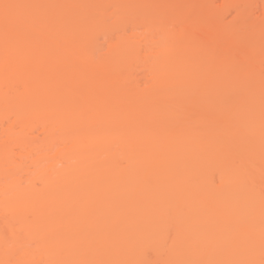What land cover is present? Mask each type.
Masks as SVG:
<instances>
[{"label":"rangeland","instance_id":"374dc122","mask_svg":"<svg viewBox=\"0 0 264 264\" xmlns=\"http://www.w3.org/2000/svg\"><path fill=\"white\" fill-rule=\"evenodd\" d=\"M70 0H0V57H2L3 59H4V57H9L8 59L7 58H5V64H4V66L6 67V61H8L9 60V62L8 63H10V60L12 59V58H14V59H19V60H17L16 59V61H17V63H14V65H12L13 63H10V66L9 65H7V67L5 68V67H3V65L2 64H0V66H2V68H4V70L5 71H8L9 69L11 70L12 68V70L13 71H10L9 73L8 72H5L2 68H0V69H2L1 71H0V77L3 75V76H5V78H3L2 79V77H1V79L3 80V82H1V79H0V114H2V116L0 115V151L1 150H3V151H5L6 149L8 150V154L7 155H5V154H2L1 152H0V155H2V156H4L5 158H6V161H8L7 163H3L2 165H0V174H1V179L2 178H13V179H19V180H16V182L18 183V185L20 184L21 185V187H24L25 185H26V176L27 175H30L31 173H32V171H33V167H34V165L32 166V164L33 163H31L30 161V159L33 157V154H34V150L33 149H36V148H34L35 146H38V145H41V143H43V141L45 140V135L44 134H41V133H43V132H41V127L39 126V121L37 122V121H34L33 119H32V121H30L31 123H33L32 125V127H33V129H31V127H30V129L31 130H29V129H26L28 132H26V131H23V129H22V131L24 132V133H22L21 132V129H19V128H21L20 127V121H21V119L22 118H24L25 117V115L28 113V109H33V111L35 110H41L40 108H48V107H52V109H53V107L55 106V107H59L60 109V111H62L61 110V108L63 107V108H65V106H67V108H69V105H70V107H71V103H72V108H73V104H78L77 106L76 105H74V108L72 109V108H70V110H68V112H66V113H68L67 114V116L70 118L71 117V119H72V117H73V115L75 116V118L77 119L79 116V118H81V116H82V118L84 119L85 117H83V115H82V112L84 111V106H85V108L87 107V108H89V107H92L91 105L93 104V101H95V99H94V96H95V98L96 97H98V95H99V93L101 94V95H103V97L102 96H100V98L102 97L103 99H105V102L107 103V105H108V108H111V106H112V104H111V100H112V103L114 102V101H119V99H118V97L119 98H121L120 99V102L122 101V100H124V102L122 101L121 103H129V101H130V103L129 104H131V102L133 103V104H131L132 105V107L134 106V108H136L138 105L137 104H140V102H141V104L143 103V105L142 106H144V105H146L147 106V108H151V109H149L148 111H152V110H154V112H155V110H156V108H158L159 109V111L157 110L155 113H156V115H157V112H159L160 113V115L162 114V116L160 117V115H159V117L157 118V120H155V121H150V122H148L147 121V118H146V122H143L142 120L141 121H139L137 124L139 125V127L138 126H136L137 124H135V126L136 127H133V124H132V128L131 127H125V130L126 131H135L133 128H136V131H138L140 128H142V127H144V124L143 123H146L145 124V126L146 125H150L152 128H155L156 126L154 125V123H157L158 125L160 124V126H161V129L163 128L162 127V123H161V121H163L164 123V125L163 126H165L166 125V123L168 124V122H166V121H168L169 119H172V116H173V118L174 119H172V120H170L171 121V123H169L167 126H173V128H179V129H182V127L183 128H189L190 126L192 127V129H193V126L192 125H194V128H196L195 130L193 129V132H196L198 129H200V127H204L205 129H203L202 128V130H199L198 132H210L211 134L213 133L212 132V130L214 131V133H216V131L218 132V133H220L221 134V136L223 137V138H220V137H218L217 135L215 136V140L216 141H218L219 143H220V145L219 146H222L223 145V143H224V145H223V147H225L226 148V152L228 151L229 153L228 154H231V156L233 155V153L235 154V155H233V156H235V157H237V158H235L236 159V161L238 160V161H241L240 163L237 161V163H236V161L234 160V162L233 163H231L233 166H234V170H237L238 171V173H242V171H245L246 173H244V174H248L247 176H246V179H247V177H248V180H246L245 182H246V185H243V190H245L244 191V193H245V195H247L248 196V198L250 197V196H252V197H254L256 200L255 201H257V203L258 202H261L262 203V205H264V177H262V176H264V175H262L263 173H262V171L264 170V152H263V149H264V141L262 142V140H263V138H264V134H262V136H263V138H262V136H261V133H259V137L261 138V139H259V137L257 138L259 141H256V138H255V135L254 134H252V132H251V134L249 135L248 133H246V134H244V136L243 135H239L238 134V138H237V135L235 134V136H231L230 138H232V140L229 138V133L227 134V135H229L228 136V138L225 136L226 135V133L227 132H230L229 130H232L233 128H234V126L236 125L237 126V124H239L240 126H239V128L238 129H240V127L242 126L241 125V122H240V119H238V118H236V116L238 115L237 113H245V115L247 116H250V118L249 117H244L243 119H245L246 120V122H247V124L249 123V119H251V116L252 115H257L258 114V116H260L259 118H261V120L260 121H262V122H260V123H262L261 125H264L263 123H264V121H263V115H264V0H133V1H128L127 0V2H126V0L124 1V0H71L70 2H69ZM88 1V4L86 3ZM148 1V2H147ZM25 2H29L32 6H33V8L31 7V5H29L28 3H26L25 4ZM62 2H64V3H62ZM66 2H68V3H66ZM80 2V3H79ZM84 2V3H83ZM127 4H126V3ZM45 3H46V5H45ZM65 3H66V5H65ZM72 5H71V4ZM79 3V4H78ZM145 3H146V6H145ZM150 3H152V6H151V4ZM20 4H22V5H20ZM60 4H62V5H60ZM75 4H77L76 6H75ZM82 4V5H81ZM83 4L86 6H84L83 7ZM90 4V5H89ZM125 4V5H124ZM134 4H136V5H134ZM138 4V5H137ZM145 6V7H143V5ZM150 4V5H149ZM153 4L156 6V7H154L153 6ZM29 7H28V6ZM47 5H48V8H46L47 7ZM59 5H60V7H59ZM88 5V6H87ZM134 5V6H133ZM157 5H158V8H159V10H158V8H157ZM19 6V7H18ZM25 6V7H24ZM53 6H55V7H53ZM127 6L128 8V10L125 8V7ZM133 6V7H132ZM136 6V7H135ZM140 8H139V7ZM142 6V7H141ZM147 6H148V8H147ZM26 7H28V8H26ZM88 7V8H87ZM89 7H90V9H89ZM122 7L123 8H125L124 10L122 9ZM134 9V8H138L139 10H138V12H136V11H134V10H132V8ZM151 7H152V9H151ZM163 7V8H162ZM23 8V9H22ZM26 8V9H25ZM35 8V9H34ZM44 8V9H43ZM96 10H95V9ZM131 8V9H130ZM146 8V9H145ZM150 8V9H149ZM157 8V9H156ZM22 9V11L25 9L26 11H24L25 12V15L24 14H22V12L20 11ZM29 9L31 10V13H30V11H29ZM49 9V10H48ZM98 9V10H97ZM103 9V10H102ZM156 9V10H155ZM19 10V11H18ZM37 11L38 12V10H39V14H37L36 12L35 13H32V11ZM48 10V11H47ZM67 10H68V12H67ZM73 10V11H72ZM120 10V11H119ZM121 10H122V12H121ZM127 10V11H126ZM129 10H131L130 12L132 13L131 15L129 14L130 12H129ZM147 10H149V12L147 11ZM14 11V12H13ZM15 11L16 12H18L17 14H15ZM33 11V12H34ZM41 11H43V12H41ZM61 11H62V14H61ZM126 11V12H125ZM132 11H134V12H132ZM140 11V12H139ZM141 11H144V13L142 14V12ZM146 11V12H145ZM155 12V13H157V14H155V13H153V12ZM161 11H162V13H161ZM21 12V13H20ZM23 12V13H24ZM50 12V13H49ZM56 12H58L59 14L57 15L56 14ZM65 12H67V13H65ZM89 12V13H88ZM96 12V13H95ZM118 12V13H117ZM10 13V14H9ZM29 13V14H28ZM42 13H44L43 15H44V18L42 17ZM98 13V14H97ZM103 13V14H102ZM105 13V14H104ZM120 13V14H119ZM135 13V14H134ZM146 13H147V15L149 16H147L146 17V19H145V17L144 16H146ZM21 14V15H20ZM51 14V15H50ZM53 14V15H52ZM56 14V15H55ZM60 14H61V16H60ZM63 14H67V15H64L63 16ZM76 14V15H75ZM84 14V15H83ZM89 14H91V15H89ZM103 16H102V15ZM140 14V15H139ZM153 14V15H152ZM13 15H14V17H15V19H18V18H20V19H18V21H12V19H14V17H13ZM18 15L20 16V17H18ZM27 15V16H26ZM34 15H36V16H41V18L40 17H38V18H36ZM71 15V16H70ZM75 15V16H74ZM81 15V16H80ZM139 15V16H138ZM142 15V16H141ZM157 15H159V16H157ZM160 15L162 16V17H160ZM16 16H17V18H16ZM21 16H22V18H21ZM31 16V17H30ZM46 16H48V18L46 17ZM52 16H54L55 17V19H56V21H54L55 19H53L54 17H52ZM60 16V17H59ZM73 16V18H70V17H72ZM78 16H80V17H78ZM90 16H93L92 18L90 17ZM100 16V17H99ZM120 16V17H119ZM126 16V17H125ZM133 16V17H132ZM137 16V17H136ZM152 16V17H151ZM156 16V17H155ZM11 17H12V19H11ZM33 17H35V18H33ZM56 17H58V18H56ZM67 17H68V20H67ZM87 17H88V19H87ZM103 17V18H102ZM124 17V18H123ZM155 17V18H154ZM160 17V18H159ZM26 18V19H25ZM31 18V19H30ZM90 18H91V21H90ZM98 18H100L99 19V21H102L101 23L100 22H98ZM118 18H120V20L118 19ZM130 18H132V19H130ZM137 18H139V19H137V21H136V19ZM150 18H151V20H150ZM153 18H154V20H153ZM157 18V19H156ZM162 18V19H161ZM29 19V20H28ZM37 19H39V21L37 20ZM43 19H44V21H43ZM61 19H63L64 20V24H66V25H68V29L66 28V25H64L63 23H62V21H61ZM72 19V20H71ZM77 19L79 20V21H77ZM128 19V20H127ZM141 19H142V21H141ZM26 20V24H25V21ZM30 20H32L33 22H34V24H36V23H39L38 25H37V27H34L33 26V22H30ZM37 20V21H36ZM81 20V21H80ZM89 20V21H88ZM95 22H94V21ZM123 20V21H122ZM148 20V21H147ZM150 20V21H149ZM165 20V21H164ZM168 22H167V21ZM40 21H41V23H40ZM43 21V22H42ZM46 21V22H45ZM69 22V24H67L68 22ZM73 21V22H72ZM76 21H77V25H76ZM83 21L86 23L87 21V23L86 24H83V26H82V23H83ZM92 21L94 22V23H92ZM113 21V22H112ZM127 21H129V22H127ZM19 22V23H18ZM22 22V23H21ZM45 22V23H44ZM52 22V23H51ZM61 22V23H60ZM75 22V23H74ZM80 22H82L81 23V25H80ZM111 22L112 23H117L116 25L118 26H116V25H113L112 24V26H114V27H112L111 26ZM119 22V23H118ZM123 22V24H121V23ZM141 22V23H140ZM150 22V23H149ZM154 22V23H153ZM30 23V24H29ZM52 24V25H50V24ZM54 23V24H53ZM90 23H91V25H90ZM96 23V24H95ZM98 23V24H97ZM105 23V24H104ZM114 23V24H115ZM125 23V24H124ZM128 23V24H127ZM149 23V24H148ZM163 23V24H162ZM72 24V26H70ZM74 24V25H73ZM100 24H101V26H100ZM110 24V25H109ZM119 24H121L120 25V27H119ZM142 24V25H141ZM156 24H158V25H156ZM161 24V25H160ZM165 24H166V26H165ZM28 25V26H27ZM48 25V26H47ZM94 25V26H93ZM153 26V29H155V30H153V32H152V34H151V39L150 40H148V42H147V40L144 38L146 35L145 34H143V36H141L142 35V33H144V29H147V27H145V26H150V27H152ZM25 26V27H24ZM33 26V28H31ZM59 26V27H58ZM72 27V29H73V26H74V29H73V31H75V29H77L76 30V34H74V32L73 31H71L72 29H70V27ZM79 26V27H78ZM84 26H86V27H84ZM90 26V27H89ZM93 26V27H92ZM103 26V27H102ZM105 26H107V27H112L113 29H111L110 28V32H109V28L108 29H106V27ZM139 26H141L140 28H138ZM154 26L157 28H154ZM164 27V29L166 28H168V30H169V33H171L172 32V34H174L173 36H175V35H179V36H177V38L178 39H180V40H178L177 38H174L172 41L175 43H173L172 44V42L170 41L169 43H170V45H169V43H168V41L170 40H168V41H166L168 44H166V42H165V44L167 45L166 47L168 48V46H169V49H173L172 51H170L171 53H169V55L170 56H172L173 58H171L170 57V59H169V61H171L172 60V65L170 66V63H169V61L167 62L168 64V67L170 66V68H172L174 71H176L175 73H177V71H178V74H177V80H176V78H171L170 80H168V82H167V85L165 84V82H164V85H163V81L162 80H160V81H162V82H160V81H158L159 79H160V77L162 76L161 74H159V75H161V76H158V72L157 71H155V78H153V74H152V68L150 67V66H152V65H150V64H152V60L154 59L155 60V58H151V60L149 61V57H151L152 55H156V53H155V51L158 49V47H157V45H155V43H153L156 39H155V33L158 31V28L159 27ZM41 27V28H40ZM50 27V28H49ZM54 27H55V29H54ZM77 27V28H76ZM87 27H89V28H87ZM95 27H102L103 29H106V30H103L102 28L101 29H99L98 30V28H96L95 29ZM105 27V28H104ZM116 27V28H115ZM125 29H124V28ZM143 27H145V28H143ZM175 27V28H174ZM24 28H26V29H24ZM63 28V29H62ZM87 30H86V29ZM121 28V29H120ZM130 28V29H129ZM132 28H134V29H132ZM136 28V29H135ZM177 28V29H176ZM30 29H32L31 31H32V33H30V32H28V30ZM82 29H84L86 32H84ZM93 29V30H92ZM95 29V30H94ZM131 29H132V31H131ZM140 29V30H139ZM143 29V30H142ZM175 29L176 30H180V32L181 33H179V31H178V33L176 34V32L177 31H175ZM27 30V31H26ZM59 30V31H58ZM92 30V31H91ZM98 30V31H97ZM135 30V31H134ZM157 30V31H156ZM35 31V32H34ZM56 31V32H55ZM63 31V32H62ZM67 33L66 34V36H65V32ZM72 33H71V32ZM78 31V32H77ZM84 32V33H81V35H80V32ZM93 31H94V33H93ZM102 31V32H101ZM107 31H108V33H107ZM175 31V32H174ZM28 32V33H27ZM60 33L61 34V36H60V34H58V33ZM90 32V33H89ZM100 32V33H99ZM115 34H114V33ZM117 32H118V34H117ZM124 32H126V34L124 33ZM134 32V34H137V33H139L138 35H135V36H137L136 38H135V36L133 35L132 36V33ZM136 32V33H135ZM51 33V34H50ZM55 33H57V34H55ZM77 33L79 34V36H81V38H79V36L77 35ZM93 33V34H92ZM104 33H105V35H104ZM32 34V35H31ZM40 34V35H39ZM49 34V35H48ZM83 34H85V35H83ZM88 34H91L92 35V37H91V35H87ZM97 34H100V35H97ZM117 34V36L118 37H120V38H122L121 36L122 35H124L123 36V39H126L127 41H129V47L128 48H124L125 50H120V49H117V50H115V49H113L114 50V52H111L110 53V51H111V49L112 48H109V51H108V49H107V45H108V42H109V44H110V42H112L111 40L113 39V40H115L116 38V35ZM129 34H130V36H129ZM53 37H52V36ZM68 35H70V36H68ZM75 37H74V36ZM94 35V36H93ZM95 35H97V36H95ZM111 35H112V38H111ZM121 35V36H120ZM139 35H140V37H141V39H140V37H139ZM145 35V36H144ZM182 35V36H181ZM38 36H39V38H41L40 40H39V38H38ZM55 36V37H54ZM57 36V37H56ZM78 36V38L80 39V40H78V38L77 39H75L76 37ZM86 36H87V38H86ZM37 37V38H36ZM73 37V38H72ZM89 37H91V39H92V41H90V38ZM102 37V38H101ZM125 37V38H124ZM139 37V38H138ZM179 37H181V38H179ZM35 40H34V39ZM72 38V39H71ZM84 38V39H83ZM86 38V39H85ZM105 38H106V40H105ZM111 39L110 41H108L107 39ZM127 38H129V39H127ZM154 38V40H153V42L151 41L152 39ZM47 39V40H46ZM56 39V40H55ZM74 39V40H73ZM87 39H88V42H86L87 41ZM95 39V40H94ZM98 39V40H97ZM175 39H177V40H175ZM39 40V41H38ZM52 40H53V42H52ZM59 40V41H58ZM65 40H68L67 42H70L71 44H69V43H65V45L64 46H66V47H64L61 43H63V41ZM73 40V41H72ZM83 40H84V42H86V46H84V42H83ZM93 40H94V42H93ZM97 40V41H96ZM125 40V41H126ZM136 40H138V41H136ZM143 40V41H142ZM32 41V42H31ZM34 41V42H33ZM44 41H47V42H49L48 44L46 43H44ZM60 41H62L61 43H60ZM75 41H77L78 42V46H76V42ZM135 41H136V43H135ZM141 41H142V43H141ZM147 42V44H146V42ZM180 41V42H179ZM35 42H37V43H39V46H40V48H39V46H37L36 44V46H37V48L35 47V45H34V43ZM72 42L75 44V46H76V48H74L75 49V51L71 48L72 47ZM114 42V41H113ZM151 42H152V44H151ZM42 43V44H41ZM53 43H54V45H53ZM56 43V44H55ZM59 43V44H58ZM88 43H89V45H88ZM91 43V44H90ZM132 43H134V44H132ZM176 43H177V45H176ZM18 46H16V45ZM42 46H41V45ZM52 44V45H51ZM99 44V45H98ZM143 44H145V45H143ZM15 47H14V46ZM31 45V46H30ZM44 45H46V47H48V48H44ZM48 45V46H47ZM58 45V46H57ZM98 45V46H97ZM134 45V46H133ZM171 45H172V48H171ZM173 45H175V46H173ZM180 45V46H179ZM61 46V47H60ZM74 46V45H73ZM98 47V49H96L97 47ZM109 46V45H108ZM145 46V47H144ZM147 46H148V49H147ZM151 46V47H150ZM23 47V48H22ZM35 48V51H34V48ZM58 47V49L60 50H58V49H56ZM78 47V48H77ZM144 47V48H143ZM153 47V48H152ZM173 47H175V48H173ZM9 48V49H8ZM14 48H16L15 50L17 51V48H20V50L21 49H23V50H21L20 52L22 53L23 52V55H18V57L19 56H23V57H21V59L20 58H18L17 56H16V58H15V55H17V53H15V51H14ZM41 48H43V49H41ZM65 48H68V49H65ZM72 50H70V49ZM83 49V51H82V49ZM86 48V49H85ZM100 48H101V50H100ZM141 48V49H140ZM151 48H152V50H151ZM156 48V49H155ZM28 49V50H27ZM31 49H33V50H31ZM41 49V50H40ZM88 49V50H87ZM129 49V50H128ZM148 51H147V50ZM155 49V50H154ZM176 49V50H175ZM180 49V50H179ZM7 50H11V52L12 53H10L9 54V51H7ZM14 52H13V51ZM30 50H31V52H30ZM38 50V51H37ZM66 50H67V52H66ZM76 50H78V51H76ZM81 50V51H80ZM100 50V51H99ZM120 50V51H119ZM128 50V51H127ZM136 50H137V52H136ZM149 50H151L150 52H153V53H150L149 52ZM179 50V52H177ZM7 51V52H6ZM19 51V50H18ZM43 53V55L40 53ZM98 51V52H97ZM116 51V52H115ZM118 51V52H117ZM124 51V52H123ZM141 51V52H140ZM33 52V53H32ZM39 52V53H38ZM69 52V53H68ZM89 52H90V55H89ZM100 52V53H99ZM102 52V53H101ZM135 52V53H134ZM142 52H144V54L142 53ZM15 53V54H14ZM19 53V52H18ZM62 53H68V54H66V56H65V54H62ZM73 53V54H72ZM100 54V56H99V54ZM115 53V54H114ZM129 53V54H128ZM155 53V54H154ZM7 54H9V56L7 55ZM14 55V57H10V55ZM20 54V53H19ZM29 54H32V57H31V55H29ZM84 54H87V55H89L88 57H86L87 55H85L84 56ZM98 54V55H97ZM102 54V55H101ZM119 54V55H118ZM139 54V55H138ZM140 54L142 55V58H141V56H140ZM149 54H151V55H149ZM179 54V55H178ZM180 54H181V56H180ZM4 55V56H3ZM26 55V56H25ZM29 55V56H28ZM94 55V56H93ZM97 55V56H96ZM118 57H117V56ZM121 55V56H120ZM130 55H131V57H130ZM144 55L147 57V55H149V57H148V59L146 58H144ZM182 55H184V56H182ZM65 56L66 58H63V57ZM71 56V57H70ZM76 56V57H75ZM83 58H82V57ZM90 56L92 57V58H94L93 60H91L90 59ZM116 56V57H115ZM132 56H134V57H132ZM177 56V57H176ZM29 57V58H28ZM41 57V58H40ZM59 57H61L63 60H60L61 58H59ZM68 57V58H67ZM121 57H122V59H121ZM127 57V58H126ZM130 57V58H129ZM177 59H176V58ZM181 57V58H180ZM31 58V59H30ZM36 58H37V61H36V63H35V60H36ZM40 58V59H39ZM80 58V59H79ZM88 58V60L86 61V62H88V65H86V62L83 60V59H87ZM97 58V59H96ZM100 58V59H99ZM117 58H118V60H117ZM128 60L127 62H126V59ZM129 58V59H128ZM185 58V59H184ZM1 59V58H0ZM7 59V60H6ZM29 59V60H28ZM65 59V60H64ZM66 59H68L67 61H66ZM73 59V60H72ZM105 61H104V60ZM107 59V60H106ZM115 61H114V60ZM120 59V60H119ZM124 59V60H123ZM142 59H144L143 61H145L146 62V65H145V62H142ZM2 60V59H1ZM0 60V61H1ZM13 60V59H12ZM12 60H11V62H12ZM72 60V61H71ZM94 60H97L96 62L94 61ZM141 60V61H140ZM18 61H20V62H18ZM29 62V65L27 66V64H28V62ZM58 61H61L60 63L58 62ZM93 61H94V63H93ZM106 61L108 62L109 61V65L106 63ZM23 62V63H22ZM27 62V63H26ZM32 62V63H31ZM51 62H52V64H51ZM58 62V63H57ZM64 62L66 63H68V64H64ZM84 62V63H83ZM92 62V63H91ZM105 62V63H104ZM121 62V63H120ZM122 62H124V63H122ZM126 62V63H125ZM130 62V63H129ZM140 62V63H139ZM143 64H142V63ZM147 62L149 63V64H147ZM151 62V63H150ZM188 62V63H187ZM2 63V62H1ZM20 63V64H19ZM31 63V64H30ZM63 64V67H62V64ZM103 63V64H102ZM16 64H18V65H16ZM35 64V65H34ZM37 64V65H36ZM74 64V65H73ZM93 64V65H92ZM126 64V65H125ZM142 64V65H141ZM11 65L13 66L12 68H11ZM26 65V66H25ZM53 65V66H52ZM61 65V66H60ZM64 65H66V67H64ZM69 65V66H68ZM75 65H77V66H75ZM106 65H108V66H106ZM143 65H145V66H143ZM147 65H149V68H148V70H146L145 71V69L148 67ZM167 65L165 66V67H167ZM173 65H176V66H173ZM183 65V66H182ZM8 66H9V68H8ZM21 67V69H20V67ZM33 66V67H32ZM40 66V67H39ZM55 66V67H54ZM56 66H57V68H56ZM59 66V67H58ZM96 66V67H95ZM102 66V68H100ZM175 67L176 68V70L173 68V67ZM18 67V69H20V71L19 70H17V69H15V68H17ZM23 67V68H22ZM24 67H27V68H24ZM31 68L32 70H30L29 68ZM38 67V68H37ZM74 67V68H73ZM78 67V68H77ZM142 67H145V69L144 68H142ZM153 67V66H152ZM77 68V69H76ZM150 68H151V70H150ZM23 69V70H22ZM28 69H29V71H28ZM81 69V70H80ZM90 69V70H89ZM96 69V70H95ZM184 69H185V71H184ZM189 69V70H188ZM190 69H192V70H190ZM67 70V71H66ZM102 70V71H101ZM105 70V71H104ZM150 70V71H149ZM171 70V69H170ZM19 71V72H18ZM26 71H27V73H26ZM32 71V72H31ZM101 71V72H100ZM111 71V72H110ZM172 71V70H171ZM170 71V72H171ZM174 71L172 72V73H174ZM16 72V73H15ZM24 72V73H23ZM30 72H31V74H30ZM108 72V73H107ZM7 73V74H6ZM18 73V74H17ZM29 73V74H28ZM56 73V74H55ZM110 73V74H109ZM174 73V74H175ZM48 74V75H47ZM100 74V75H99ZM109 74V75H108ZM151 74V75H150ZM183 74V75H182ZM191 74V75H190ZM195 74V75H194ZM22 75V76H21ZM28 75V76H27ZM159 77H157V76ZM179 75V76H178ZM37 76H38V78H37ZM152 76V77H151ZM182 76V77H181ZM186 76V77H185ZM192 76V77H191ZM35 79H34V78ZM108 77V78H107ZM156 77H157V79H156ZM103 78V79H102ZM152 80V82H150L151 80ZM163 78H164V76H163ZM189 78H190V81H189ZM20 79V80H19ZM30 79V80H29ZM100 80V82H102V80H104L105 82L104 83H107V84H104L105 85V87L103 86V82L102 83H100V84H97L98 82H99V80ZM122 79H124V80H122ZM165 79V78H164ZM174 79H175V81H174ZM182 79V80H181ZM200 79V81H198ZM23 80V81H22ZM97 80V81H96ZM153 80H157L158 82H160L159 84H161V88L158 86V82H154ZM196 80V81H195ZM28 82L29 84L28 85H30L31 86V84L30 83H33L32 84V86L33 87H30V89H31V91L30 92H28L27 93V91H26V94H24V93H22L20 90H21V88H22V84H21V82ZM110 81V82H109ZM172 81H174L175 82V84L172 82ZM177 81V82H176ZM179 81V82H178ZM180 81H181V83H180ZM186 81V82H185ZM188 81V82H187ZM26 82V83H27ZM88 82V83H87ZM197 82V83H196ZM42 83V84H41ZM49 83V84H48ZM153 83L154 84H156L157 83V85H156V87H155V85H153ZM179 83V84H178ZM41 84V85H40ZM51 84V85H50ZM102 84V85H101ZM151 84L153 85L152 87H151ZM196 84V85H195ZM25 85V84H24ZM28 85H26V86H28ZM106 85H107V88H106ZM127 85H129L128 87H127ZM131 85V86H130ZM174 85V86H173ZM177 85V86H176ZM25 86V87H26ZM50 88H49V87ZM100 86H102V88L105 90V89H107L109 92H108V94H107V92H106V90L104 91L103 89H101V87ZM132 86H133V90H132ZM172 86V87H171ZM92 87V88H91ZM95 87H98V88H95ZM131 87V88H130ZM164 87V88H163ZM168 87L170 88V89H168ZM26 88H29V87H26ZM99 88H100V90H101V92H97V91H99ZM126 88V89H125ZM157 88V89H156ZM160 88V89H159ZM173 88V89H172ZM182 88V89H181ZM52 89V90H51ZM96 89V90H95ZM98 89V90H97ZM136 89V90H135ZM156 89V90H155ZM159 89V90H158ZM177 89V90H176ZM138 90V91H137ZM147 90V91H146ZM175 90V91H174ZM17 91H18V94H16L17 93ZM24 91H25V89H24ZM29 91V90H28ZM43 91V92H42ZM46 91V92H45ZM113 91V92H112ZM117 91H118V93H117ZM137 91V92H136ZM16 92V93H15ZM49 92V93H48ZM127 92V93H126ZM143 92V93H142ZM171 93V94H169V93ZM180 92V93H179ZM184 92V93H183ZM13 93H15L16 95H14ZM22 93V94H21ZM96 93V94H95ZM106 93V94H105ZM111 93V94H110ZM114 93V94H113ZM120 93H121V95H120ZM123 93V94H122ZM124 93H126V94H124ZM129 93V94H128ZM135 93V94H134ZM168 93V94H167ZM175 93V94H174ZM179 93V94H178ZM11 94H13V96L11 95ZM117 94V95H116ZM164 94V95H163ZM43 95V96H42ZM109 95V96H108ZM110 95H112L111 97H110ZM114 95V96H113ZM119 95V96H118ZM169 95V96H168ZM175 95V96H174ZM182 95V96H181ZM184 95V96H183ZM21 96V97H20ZM116 96H118L117 97V99H115L116 98ZM131 96V97H130ZM113 97V99H111ZM129 97V98H128ZM143 97V98H142ZM145 97H148L147 99L145 98ZM169 97V98H168ZM12 98V99H11ZM123 98V99H122ZM126 100H125V99ZM150 98V99H149ZM163 98V99H162ZM97 99V98H96ZM128 99H130V100H128ZM133 99V100H132ZM146 99V100H145ZM175 99V100H174ZM177 99H179V100H177ZM182 99V100H181ZM185 99H186V101H185ZM100 101H101V99H99ZM128 100V101H127ZM132 100V101H131ZM135 100V101H134ZM144 100V101H143ZM149 100H150V104H151V106H149L150 104L149 103H146V102H149ZM172 100H173V102H172ZM97 101V100H96ZM100 101L98 102L99 104H100ZM143 101V102H142ZM146 101V102H145ZM161 101V102H160ZM163 101H165V102H163ZM101 102H103L104 103V101L102 100ZM136 102V103H135ZM139 102V103H138ZM159 102V103H158ZM173 103L174 105H172V104H170V103ZM176 102V103H175ZM203 102V103H202ZM207 102V103H206ZM17 103V104H16ZM41 103V104H40ZM68 105H67V104ZM84 103H86V104H84ZM88 103H90V105L88 104ZM92 103V104H91ZM95 103V102H94ZM119 103V102H118ZM135 103V104H134ZM153 103V104H152ZM166 105H165V104ZM38 104H39V106H38ZM80 104V105H79ZM81 104L83 105L82 107H80L81 106ZM114 104V103H113ZM115 104H117V103H115ZM115 104H114V106H115ZM120 104V103H119ZM147 104H149V105H147ZM157 104H158V106H157ZM203 106H202V105ZM9 107H8V106ZM52 105V106H51ZM63 105V106H62ZM65 105V106H64ZM94 106H95V104H93ZM106 104H104V105H102L101 107H100V110H103L102 112L104 113V117H105V119H106V117H107V115H108V112H106V106H105ZM122 105V104H121ZM120 105V106H121ZM125 105V104H124ZM153 105V106H152ZM160 105V106H159ZM177 105V106H176ZM7 106V107H6ZM21 106V107H20ZM48 106V107H47ZM81 108H79V107ZM89 106V107H88ZM103 106H105L106 108H103ZM136 106V107H135ZM146 106H144V108L145 109H143V110H141V113L143 112V114H144V112H147V108H146ZM173 107V109L171 108V107ZM179 106V107H178ZM195 106V107H194ZM206 106V107H205ZM225 106V107H224ZM24 109H23V108ZM75 107H77V108H75ZM99 107V105L96 107V108H98ZM203 107H205V109L203 108ZM209 107V108H208ZM8 109V112L10 111V113H7L6 111V109ZM25 108H27L26 110H25ZM34 108H36V109H34ZM62 108V109H63ZM67 108H66V110H67ZM85 109V112L87 113V110L89 111V109ZM107 108V110L109 111V109ZM138 108H141V105L140 106H138ZM164 108V109H163ZM169 108V109H168ZM179 110H178V109ZM207 108V109H206ZM3 109H5V111L3 110ZM9 109H11V110H9ZM56 109V108H55ZM80 109V110H79ZM99 109V108H98ZM176 109V110H175ZM194 109V110H193ZM198 109V110H197ZM212 111H211V110ZM217 109V110H216ZM222 109H223V111H222ZM235 109V110H234ZM12 110H14V114H11L13 111ZM20 110H22V111H20ZM25 110V111H24ZM28 110V111H27ZM47 110V109H46ZM50 110V109H49ZM64 110V109H63ZM79 110V111H78ZM91 110V109H90ZM170 110V111H169ZM219 110V111H218ZM4 111V112H3ZM32 111V112H33ZM76 111H78V112H76ZM81 111V112H80ZM174 112V114H173V112ZM180 111V112H179ZM243 111V112H242ZM23 112V116H19V114H21ZM25 112V113H24ZM36 112H38V111H36ZM64 112V111H63ZM62 112V113H63ZM165 112V113H164ZM166 112H167V114H166ZM168 112L171 114V117H170V114L168 115ZM193 112V113H192ZM222 112V113H221ZM225 112V113H224ZM226 112H228V113H226ZM17 113H18V115H17ZM35 113V112H34ZM66 113H63V114H66ZM85 113V114H86ZM107 113V114H106ZM181 113H182V115H181ZM224 113V114H223ZM235 115H233V114ZM259 113H260V115H259ZM11 114V115H10ZM15 114H16V116L18 117L19 116V119L15 116ZM79 114H81V115H79ZM101 114V113H100ZM173 114V115H172ZM178 114V115H177ZM185 114V115H184ZM200 114H202L201 116H200ZM212 114H214V115H212ZM228 114V115H227ZM229 114H231L232 116H234L235 117V119H234V117H232L231 115H229ZM237 114V115H236ZM263 114V115H262ZM13 115V116H12ZM29 116H31L32 115V113L31 114H28ZM165 115V116H164ZM199 115V116H198ZM208 115V116H207ZM230 116L229 118L228 117H226V116ZM28 116V117H29ZM85 116V115H84ZM87 116V115H86ZM109 116V115H108ZM144 117H145V115H143ZM164 116V118L166 117V116H169L168 118L166 117L165 118V120L164 119H162V117ZM206 116V117H205ZM215 116V117H214ZM221 116V117H220ZM16 117V118H15ZM32 117V116H31ZM88 117V116H87ZM193 117V118H192ZM198 117L200 118V119H198ZM214 117V118H213ZM238 117V116H237ZM253 117V116H252ZM36 119H37V117H35ZM75 118H73V119H75ZM100 118V117H99ZM102 118H103V116H102ZM101 118V119H102ZM190 118V119H189ZM207 118H209V120L207 119ZM212 120H211V119ZM219 118V120H217ZM225 118V119H224ZM226 118L227 119H229V120H231L232 121V118H233V120H239L238 122H237V124H236V122L235 121H233L231 124H232V129L230 128L229 129V125H231V124H229L228 125V128H225V126L223 127L222 125H227L228 123H230L229 122V120H228V123L227 124H220V122H224V120H225V122L227 121L226 120ZM231 118V119H230ZM249 118V119H248ZM28 119V118H27ZM54 119H55V117H54ZM75 119V120H76ZM101 119L100 120H97V123H96V126L97 125H99L100 124V126H102V127H98V128H95V129H93V131H94V133H96V132H99V131H101V129H103L101 132H103L104 131V129H107V124L105 125L104 123V118L102 119L103 121H101ZM161 119V120H160ZM168 119V120H167ZM181 119V120H180ZM198 119V120H197ZM248 119V120H247ZM16 120H18L17 122L19 123H17L16 122ZM159 120V121H158ZM207 120V121H206ZM215 120H217L216 122H215ZM242 120V119H241ZM245 120H244V124L246 123L245 122ZM169 121V122H170ZM191 121H192V123H191ZM218 121H219V124H218ZM251 121V120H250ZM13 122H15L16 124H14ZM22 122V121H21ZM52 122V121H51ZM99 122V123H98ZM102 124H101V123ZM140 122H142L141 124H142V126H141V124H140ZM189 122H190V124H189ZM209 122L211 123L210 125H208L209 124ZM215 122V123H214ZM224 122V123H225ZM235 122V123H234ZM55 123H56V121H55ZM149 123V124H148ZM153 123V124H152ZM195 123H196V125H195ZM203 123V124H202ZM242 123V124H243ZM251 123V122H250ZM14 125L13 127L11 126V125ZM43 124V123H42ZM152 124V125H151ZM186 124V125H185ZM188 124H189V126H188ZM200 124V125H199ZM207 126H206V125ZM235 124V125H234ZM30 125V124H29ZM45 125V124H44ZM80 125V124H79ZM127 125V124H126ZM181 125V126H180ZM214 126V128H213V126ZM219 125H221V127H223V128H225V129H228V130H226L227 132H225V129L223 130V128H221ZM249 125V124H248ZM248 125H243V126H248ZM95 125L93 126V128L94 127H96ZM155 126V127H154ZM160 126H157L156 127V129L157 128H159ZM206 126V127H205ZM44 127V126H43ZM46 127V126H45ZM76 127V126H75ZM80 127H81V125H80ZM80 127H78V128H80ZM197 127H199V128H197ZM212 129H210V128ZM250 126H248L247 128H249ZM263 127V126H262ZM77 127L75 128V129H78ZM129 128H131L132 130H128ZM166 128V127H165ZM242 128V130H243V128L244 127H241ZM2 129H3V132H2ZM19 129V130H18ZM24 129V130H25ZM84 129H86V127L84 126H82V130H84ZM138 129V130H137ZM145 129H147V128H145ZM210 129V130H209ZM237 129V130H238ZM244 129H246V128H244ZM5 130H7L8 131V133H6L5 132ZM13 132H12V131ZM17 132H16V131ZM80 130H81V128H80ZM164 130V129H163ZM163 130H159V131H163ZM168 130V129H167ZM204 130V131H203ZM216 130V131H215ZM237 130H236V132H237ZM15 131V132H14ZM20 131V132H19ZM42 131H43V129H42ZM79 131V130H78ZM157 131V130H156ZM249 131H253V130H249ZM13 134H12V133ZM64 130L62 131V130H57V131H55L54 132V134H55V137H56V135H61V137H64L65 135H64ZM72 132V131H71ZM74 132V131H73ZM232 132H234V130H232ZM243 132V131H242ZM246 132H247V130H246ZM6 133V137H5V134ZM17 133V134H16ZM213 133V134H214ZM235 133V132H234ZM254 133V132H253ZM256 133V135L258 136V132L256 131L255 132ZM23 134V135H22ZM66 134H67V132H66ZM220 134H218V135H220ZM241 134H243V133H241ZM8 135H10V137L8 136ZM13 135H15L14 137L15 138H18V140H22V139H24L22 142H24V141H26V143L29 145H27L26 144V146H24L23 145V151H22V149H21V142L19 143V144H17V141L15 142L14 140H15V138L13 137ZM17 135H19V136H17ZM215 135V134H214ZM214 135H212V136H214ZM233 135V134H232ZM4 136V137H3ZM8 136V137H7ZM56 137L57 138V140H59L58 138H60V137ZM218 137V138H217ZM234 138V139H233ZM254 138V139H253ZM14 139V140H13ZM62 139V138H61ZM226 139V140H225ZM236 139V140H235ZM243 139H246V140H243ZM249 139V140H248ZM10 140V141H9ZM14 141V142H13ZM228 143H227V142ZM241 141V142H240ZM11 142V143H10ZM19 142V141H18ZM29 142V143H28ZM230 142V143H229ZM250 142V143H249ZM259 142V143H258ZM13 143H16V146H15V144H13ZM39 143V144H38ZM228 145H227V144ZM237 143V144H236ZM252 143V144H251ZM257 143V144H256ZM262 143V144H261ZM232 144V145H231ZM249 144V145H248ZM35 145V146H34ZM156 145V144H155ZM236 145V146H235ZM31 146V147H30ZM148 146V145H147ZM146 146V147H147ZM230 146H231V148H230ZM239 146V147H238ZM28 147H29V149L31 150H33L32 152H31V154H32V156H30L29 154H30V150H28ZM104 147H106V146H98V147H96V149L94 150V152L95 153H97V155H99V154H101L100 156H101V159H102V157L104 158V159H102V160H104L103 161V163L106 165L107 163L109 164V162L108 161H110L111 159H113L112 157H111V154H113V155H115V152H116V150L115 151H113V146H111L110 148H109V146H107L106 147V149L107 150H105L104 149ZM115 147H117V146H115ZM114 147V148H115ZM149 148H150V146H148ZM155 147V146H154ZM229 147V148H228ZM232 147H235L234 149L232 148ZM238 148V150H237V148ZM98 149V150H97ZM116 149H118L119 150V147H117ZM147 151L149 150V149H147V148H145ZM234 151H233V150ZM260 149H261V151H260ZM25 150V151H24ZM27 150V151H26ZM37 150V149H36ZM103 150V151H102ZM118 150H117V152H118ZM242 150H244V151H242ZM22 151V152H21ZM28 151H29V153H28ZM45 151H46V149H45ZM48 151V150H47ZM46 151V152H47ZM107 151L110 153L111 152V154H109V155H107L108 153H107ZM146 151V152H147ZM20 152L23 154V155H21L20 154ZM44 152V151H43ZM98 152H99V154H98ZM102 152V153H101ZM103 152H105L106 153V155L103 153ZM233 152V153H232ZM48 153V152H47ZM143 153H144V151H143ZM238 153V154H237ZM46 154V153H45ZM117 154V153H116ZM141 154H142V152H141ZM259 156H258V155ZM262 154V155H261ZM9 155V156H8ZM25 155H27V156H25ZM255 155H256V157H255ZM261 155V156H260ZM51 156V155H50ZM106 156H109V157H106ZM258 156V157H257ZM1 157V156H0ZM44 157H46V161H45V164H46V162L48 161L47 159L49 158V154H48V156H43V159H44ZM48 157V158H47ZM115 157V156H114ZM239 157H240V159L241 158H244V160L242 161V160H240L239 159ZM107 158V159H106ZM108 158H110V159H108ZM232 158V157H231ZM34 159H35V157H34ZM41 159V158H40ZM56 159V158H55ZM57 159H59V158H57ZM232 159H234V158H232ZM60 160V159H59ZM119 160V163L120 164H118L117 163V161ZM120 160L121 159H119L118 157H117V160H116V163H117V169L118 170H120V171H122V172H124L125 171V169H126V167L125 166H127V164H125V162L123 163V160H122V162H120ZM1 161V160H0ZM5 161V160H4ZM57 160H55L54 162H56ZM219 161H220V163H217V165H221V164H224L225 163V161H221L220 159H219ZM218 161V162H219ZM245 161V162H244ZM40 162V161H39ZM43 162V161H42ZM42 162L41 163H39L38 164V161H36V163H37V165H40V164H42ZM222 162V163H221ZM228 162H231V160H229ZM31 163V164H30ZM57 163H59V161L58 162H56L55 164H57ZM115 163V164H116ZM121 163H123L124 164V166H121V168H119L120 167V165H123V164H121ZM245 163L246 164H248V165H245ZM44 164V163H43ZM42 164V165H43ZM60 165H61V163H59ZM59 164H58V166H59ZM242 164V165H241ZM104 165V166H105ZM36 166V165H35ZM41 166V165H40ZM44 166V165H43ZM232 166V167H233ZM235 166H236V169H235ZM102 167H103V165H102ZM125 167V168H124ZM146 166H142L141 168H140V172H139V176H141V175H144V173L146 172V170H148V166L145 168ZM211 167H213V166H211ZM210 167V168H211ZM245 167H247V168H245ZM57 168H59V167H57ZM61 168H62V166H61ZM123 168V169H122ZM243 168H245V169H243ZM249 168V169H248ZM150 169V168H149ZM124 170V171H123ZM144 170V171H143ZM214 169H212V172H210V171H208L207 172V177H206V185L207 186H209V189L210 190H213L212 191V193L213 194H215L214 196L216 197V196H218V197H216L215 199L217 200V199H219L220 200V198L222 199L223 197V199H225V198H228L229 196H230V192L231 191H228L229 190V188L228 189H226V190H224V189H221V188H218L219 187V182H218V178H216L218 175V173H217V171H216V169L213 171ZM242 170V171H241ZM247 170V171H246ZM248 170H250V171H248ZM148 172V171H147ZM215 172V173H214ZM258 173V174H257ZM261 173V175H259ZM141 174V175H140ZM213 174V175H212ZM105 175V174H104ZM104 175H100V176H98L99 178H98V180L96 181V183H95V181H94V183L96 184V185H100V187L99 188H102V187H104V186H106L105 188H106V192L107 193H109L108 192V189L110 188V185L112 186L113 184L114 185H116L117 183H120V179H118V178H113V177H108V176H106L105 175V177L103 178L102 176H104ZM213 176V177H212ZM260 176V177H259ZM77 177V176H76ZM102 177V178H101ZM78 178H80V177H77V178H73L72 180L73 181H70L69 183H72V189L75 191H70V192H68V188H71V184H69L68 186H70V187H66L67 188V193H69V194H67L66 192L64 193L65 195H68V196H70V197H68V196H64L63 198H67L68 199V201L69 202H64L65 204L67 203V206L66 207H69V204H70V202L72 201H70L69 200V198H74V196L75 195H77L78 193H80L81 192V190H82V188L84 187V185H83V182H84V179L83 178H81V179H79L78 180ZM258 178V179H257ZM260 178H261V180H260ZM0 179V180H1ZM99 179H100V181H99ZM101 179H103V181H101ZM141 179V178H140ZM208 179V180H207ZM252 179H253V181H252ZM3 180V179H2ZM36 180V179H35ZM214 180V181H213ZM252 182H250V181ZM32 181V180H31ZM78 181V182H77ZM109 181V182H108ZM117 181V182H116ZM262 181V182H261ZM75 182H77V184L75 183ZM99 182H101L100 184H98ZM103 182V183H102ZM210 182V183H209ZM244 182V183H245ZM31 183V182H30ZM42 182H33L30 186H31V188H32V191L34 192V194H33V192H32V195H33V197H34V195H35V199L37 198V197H39L40 195H42L43 193H42V190H45V188L42 186V184H41ZM248 183H249V185H248ZM77 185V186H75L76 188L74 189V187H73V185ZM113 185V186H114ZM218 185V186H217ZM64 186H66V185H64ZM246 186V187H245ZM20 187V188H21ZM62 188H63V186H61ZM213 187V188H212ZM42 188H44V189H42ZM245 188V189H244ZM64 189H65V187H64ZM63 189V190H64ZM77 190H78V192H77ZM251 190V191H250ZM65 191V190H64ZM110 191V190H109ZM247 191V192H246ZM62 192V191H61ZM105 192V193H106ZM215 192V193H214ZM36 193V194H35ZM41 193V194H40ZM72 193V196L70 195ZM219 193V194H218ZM45 194V193H44ZM110 194H111V191H110V193L109 194H105L104 195V192H102V194H98L97 196H100V198H98L97 196H95L96 198L95 199H93V200H91L90 199V201H92L93 202V204H92V202H90L92 205L89 207V206H87V208H91V209H95L96 207V209H98V208H100L99 206H105L104 204H103V201L104 202H107V203H109V205L111 204L110 202H109V199H108V197L110 196ZM216 194H218V195H216ZM228 194V195H227ZM231 194H232V192H231ZM212 195V194H211ZM37 196V197H36ZM140 196V195H139ZM246 196V197H247ZM32 197V196H31ZM32 197V198H33ZM98 198V199H97ZM103 198V199H102ZM67 199H65L66 201H67ZM101 199V201H102V203H100V205H99V203L98 202H96L97 200L99 201ZM129 199V198H128ZM127 199V200H128ZM136 199V198H135ZM213 199V198H212ZM64 200V201H65ZM139 200V198L138 199H136L135 200V202H132L133 201V199H131V201H129L130 202V204H129V202H127L126 204H125V206H121V208H124V207H127V206H131L130 208H132V209H134V211L132 210V209H130V210H128L127 209V211L128 212H126L125 213V209L126 208H124V210L122 211L124 214H126L125 215V217L126 218H124V220L126 221V222H128V221H131L130 222V224L132 223V221H134L133 219H131L130 217H136V216H138L139 217V223H140V221H141V223H140V226H143L144 224L143 223H145L146 225L144 226V227H147V226H149V225H151L150 226V228L149 227H147L148 229H149V233L147 232L148 230H145V228L144 227H139V228H142L143 230H145L143 233H148V234H152V235H147V236H144L143 234V238L142 239H139V240H137V238L136 237H134L133 235H132V231H133V227H130V225L128 224V223H126V222H124V220H122L124 223L122 224L121 222V224H119V225H122V226H118V228L120 227H123L125 224H128L129 225V227L130 228H132L130 231H128L127 230V233H128V235H130V236H132V237H129V238H126L125 236L121 239V240H124V238H126L124 241H122V242H119V241H117V243H115V242H113L112 244H111V249H113L114 247H116L117 249H115V250H119V248H120V246H121V250L122 249H124V250H122V253H124V254H122V255H124L125 257L122 259V260H124V261H121L122 262V264H190V262H191V258H192V256H193V253L191 252V251H189V249H187V248H185V249H187L186 251L187 252H189L190 254H192V256L191 255H188L187 254V252H179V249H177L176 248V252L174 251L175 249H172L173 250V252H172V250H171V247L173 246L174 248L178 245V244H180V246H184L185 244H184V241H183V243L181 244V243H178V242H180V240L178 239L177 241H175V231L177 230V228H179V226H181L182 225V222H181V224L180 223H178V221H179V219H180V216H181V214H182V212H181V210L180 209H182L183 207H181L180 205V207L179 206H175V208H170V210L168 209V208H166V211H165V213H169V214H165L164 213V209L162 210V212L160 213L161 215L163 214H165L164 215V219L165 220H163V221H166V222H162V223H165L164 225H162V224H159V223H157L156 221H158V219L160 220V218H159V216L157 217V216H154V214L152 215V217L150 216V219H148L147 221H145V218H143V214H145V209H146V207H147V205H146V203H144L143 201H142V205L140 204V202H141V200L142 199H140L139 200V202L137 203V201ZM214 200V199H213ZM89 202H87V203H89ZM90 203H89V205H90ZM98 205H97V204ZM261 203H259V204H261ZM51 205H53V204H55L54 202H53V204L52 203H50ZM49 204V205H50ZM63 204V203H62ZM127 204H129V205H127ZM137 204V205H136ZM175 203H173V205H174ZM179 204V203H178ZM50 205V206H51ZM64 205V204H63ZM79 205H80V207H79ZM83 205V206H82ZM85 205H86V203H85ZM96 205V207H92V206H95ZM108 205V206H109ZM167 205H170V204H167ZM166 205V206H167ZM177 205V204H176ZM55 206V205H54ZM77 206H78V209H77ZM108 206H105L106 208H108ZM164 207H166L165 205H163ZM47 207H49V206H47ZM53 207V206H52ZM110 207V206H109ZM111 207H113V206H111ZM117 207L118 206H116L115 205V208L117 209ZM55 208V207H54ZM76 208V209H75ZM75 208H73L72 207V209H75L76 210V212H75V215L74 216H77V217H82V215L84 214H82V211L83 210H85L86 211V209L84 208V204L82 203H79L78 205H76V207ZM104 209V210H109V209ZM114 208V210H112V212L114 213L115 211H116V209ZM120 208V206H119V209H117V210H120L121 209ZM128 208V207H127ZM176 208L178 209V211L176 210ZM50 209V208H49ZM52 209V208H51ZM91 209H89V210H91ZM100 210V209H99ZM122 210V209H121ZM147 210H148V208H147ZM152 210H155V209H152ZM161 210V209H160ZM159 210V211H160ZM183 210V209H182ZM73 211V210H72ZM85 211H83V212H85ZM88 211V210H87ZM98 210H95L94 212H97ZM101 211H102V209H101ZM100 211V213L98 214V217L101 215V216H103L102 218L104 219L105 217V215H107V216H109L107 219H104L105 221L107 220L108 222H105L104 220V222L102 221V223L100 222L99 224L100 225H102V224H104V225H102L103 226V231L105 230V231H109L110 230V227H111V225H110V222H109V220L112 218V215H114L113 213H109L108 211V214H105L104 213V211H102L101 212ZM109 211H111V210H109ZM131 211V212H130ZM155 211H157V210H155ZM174 211H176V213L179 215V216H177V214L174 212ZM197 211V210H196ZM195 210H193V212H191L192 214H190L189 213V215H188V217H191L190 218V221H191V224L193 223V224H198L199 222H200V220L203 218V217H205V215H204V213L202 212H200L199 210L196 212ZM89 212V211H88ZM133 212V213H132ZM173 212H174V215H173ZM179 212H181V213H179ZM252 212V211H251ZM87 213V212H86ZM101 213H103V215L101 214ZM143 213V214H142ZM109 214H112V215H109ZM158 214V213H157ZM157 214H155V215H157ZM176 214V215H175ZM29 215V214H28ZM87 215V214H86ZM92 215V214H91ZM128 215V216H127ZM162 215V216H163ZM192 215V216H191ZM204 215V216H203ZM207 215V214H206ZM83 216H85V215H83ZM101 216L99 217L100 219H101ZM175 216V217H174ZM179 218H177V217ZM203 216V217H202ZM28 216H26L25 218H27ZM86 217V216H85ZM111 217V218H110ZM142 219H144V222H143V220H140L141 218ZM156 217V220H154V218ZM161 217V216H160ZM166 217V218H165ZM186 218V219H189V218ZM2 217H0V225H1V219ZM32 218V217H31ZM30 217H28L27 218V220H30L31 219ZM44 218V217H43ZM42 218V219H43ZM83 218V217H82ZM127 218L129 219V220H127ZM175 218H177V219H175ZM182 218H184V216H183V214H182ZM181 218V220H183ZM193 218V220H191ZM33 219V218H32ZM42 219H40L41 221H43ZM45 219V218H44ZM48 219H50V216H48L46 219H45V221L47 220V221H49ZM109 219V220H108ZM147 219V218H146ZM162 219H163V217L161 218V220L160 221H162ZM152 220V221H151ZM153 220H154V222H153ZM180 220V221H181ZM198 220V221H197ZM40 221V222H41ZM45 221H43L44 223H45ZM171 221V222H170ZM202 221V220H201ZM28 222H30L31 223V221H28ZM42 222V224L44 225V223ZM151 222H153V223H155V226H153L152 224H150ZM168 222V223H167ZM185 222V221H184ZM47 223V222H46ZM46 223H45V226H43V227H46ZM139 223H137V225H139ZM149 223V225H147ZM156 223H157V225L159 226V229H157L158 227H156L157 225H156ZM177 223V224H176ZM188 223H190L189 222V220H188ZM41 224V225H42ZM3 225V224H2ZM188 224L186 223L185 224V227L187 226ZM92 226V225H91ZM153 226V227H152ZM161 226H162V228H161ZM177 228H176V227ZM154 227H156V228H154ZM183 227H184V223H183ZM193 227V226H192ZM195 227H197V226H195ZM2 227H0V233L3 235V233H4V235H6V236H4V237H7L6 239H4V240H6L5 242L4 241H2L3 240V236L1 235L0 237V247L2 246L3 247V245H4V243H5V245L6 244H8V241H9V239H10V241H11V243H12V241H13V239L11 240V238H14V240H15V238L17 237V236H20L21 234H22V232L17 228V227H15V228H13V231L14 232H12V233H8V231H7V233H6V231L4 230V228H2ZM90 228H92V227H90ZM112 228V227H111ZM129 228V229H130ZM138 228V229H139ZM174 228H176L175 229V231H174ZM190 228V227H189ZM194 228V227H193ZM193 228H191L192 230H193ZM198 228H201V225H200V227H198ZM15 229V230H14ZM86 229V231H88L87 233H91L92 231V229L91 230H88L87 228H85ZM127 229H128V227H127ZM2 230H4L3 231V233L1 232ZM96 230V229H95ZM114 230V228L112 229V231ZM115 230H116V228H115ZM114 230V231H115ZM141 230V229H140ZM170 230V231H169ZM190 230V229H189ZM189 230H187L186 232H188ZM71 231L73 232V234H70V235H72L73 237H74V234H75V236H76V234H78V232L73 228V230L72 229H70V233H71ZM85 231V230H84ZM91 231V232H90ZM104 231V232H105ZM153 231H155V233H156V236H157V238H158V240H157V238L155 237V233L153 232ZM18 232H19V234H18ZM69 232V231H68ZM67 232V233H68ZM110 232V231H109ZM121 232L122 233H125L124 235H126V227H125V229L123 230V229H121ZM130 232V233H129ZM141 232V231H140ZM139 232V233H140ZM151 232V233H150ZM16 233L18 234V235H16ZM86 233V232H85ZM108 233V232H107ZM107 233H105V234H107ZM112 233V232H111ZM110 233V234H111ZM114 233V232H113ZM112 233V234H113ZM10 234H12L13 236H15V237H13V236H10ZM109 234V235H110ZM213 234H215L214 232H213ZM63 235H67V234H63ZM70 235H69V237H70ZM128 235H126V236H128ZM160 235V236H159ZM162 235V236H161ZM171 235V236H170ZM47 236V235H46ZM68 236V235H67ZM139 236V235H138ZM170 236V237H169ZM134 237V239L136 240V242H135V240H133V239H131V238H133ZM146 237V238H145ZM153 237V238H152ZM161 237H162V239H161ZM18 238V237H17ZM70 238H72V237H70ZM75 239V241L77 240V241H79L80 240V235H79V239H77V237H74ZM150 238V239H149ZM127 239H128V241H127ZM132 241H131V240ZM161 239V240H160ZM174 239V240H173ZM184 239H186V238H184ZM8 240V241H7ZM17 240V239H16ZM69 240H71V241H73L72 239H69ZM81 240H82V237H81ZM120 240V241H121ZM142 240V241H141ZM160 240V241H159ZM163 240V241H162ZM259 239H256V240H252V241H250V243H251V246H253V248L254 247H256L260 242V240L258 241ZM10 241H9V244H8V246L10 245ZM128 243H126V242ZM129 241H131L130 242V244H129ZM137 241H141V244H140V242L138 243ZM146 241V242H145ZM186 241V240H185ZM7 242V243H6ZM16 242V241H15ZM74 242V241H73ZM125 244H127V245H124V243ZM133 242V243H132ZM142 242H143V244H142ZM172 242V243H171ZM178 244H177V243ZM187 242V241H186ZM2 243V244H1ZM118 243H120V244H118ZM144 243H146V244H144ZM173 243H175V244H173ZM13 244V243H12ZM12 244H11V246H12ZM114 244V247L112 246ZM122 244H123V246H122ZM139 244V245H138ZM213 244H215V243H213ZM4 245V246H5ZM16 245V244H15ZM18 245H19V243H18ZM17 245V246H18ZM22 245V244H21ZM119 245V246H118ZM140 245H142L141 247H139ZM174 245H176V246H174ZM187 245V244H186ZM14 246V245H13ZM32 246V245H31ZM126 246V247H125ZM132 246V247H131ZM182 246V247H183ZM234 246V245H233ZM232 246V247H233ZM1 247V248H2ZM123 247V248H122ZM137 247V248H136ZM181 247V248H182ZM185 247V246H184ZM215 247H217L216 246V244H215V246L213 245V248H215ZM0 248V250H6V251H2V253L4 254L5 252H7L8 251V254L7 255H12L14 252H15V250H14V252H13V250H12V248L11 247H7V248H2L1 249ZM110 248L108 249V251L110 250ZM128 248V249H127ZM129 248H130V251H131V248H132V253L130 254V252L128 253L127 252V250H129ZM160 248V249H159ZM178 248H180V247H178ZM213 248L211 247V249L212 250H210L209 252H208V254L206 253V256L205 255H202V257L203 258H201V259H199L198 260V262L196 263V264H211V263H209V261H211V260H213V259H210V258H213L212 256V253L213 252H215V253H217V251H216V249H214L213 250ZM234 248V247H233ZM9 249V250H8ZM12 251H11V250ZM126 249V250H125ZM137 249H139V250H137ZM183 249V248H182ZM184 249V250H185ZM85 250L86 249H84L82 252V255L81 256H84V257H82V261H83V263L84 264H93V262H94V264L95 263H99V259H101L100 257L102 256V258L103 259H107L108 257H105V256H107L108 254H109V252L108 251H104V252H106V253H102V255H100V257H99V255H98V253H96L95 255H94V252L92 251V257L89 255L90 254V251H87V252H85ZM89 250V249H88ZM120 250V251H121ZM149 250H151V251H149ZM252 250H256V249H252ZM161 251V252H160ZM172 252L171 254L169 253V252ZM183 251V250H182ZM10 252H12V254H10ZM108 252V253H107ZM175 252V254H173ZM87 253H89V254H87ZM127 253V254H126ZM133 253H135L134 254V256H133ZM155 253V254H154ZM184 253V254H183ZM215 253H213V254H215ZM83 254H85V255H88L90 258H93V260H90L88 257L86 258V256L85 255H83ZM105 254V255H104ZM107 254V255H106ZM128 254H130V261H129V258H127V257H129V255ZM233 254H236V253H233ZM2 255V254H1ZM160 255V256H159ZM168 255V256H167ZM170 255H174V257H172V256H170ZM178 255H180V256H178ZM212 255V256H211ZM5 258L4 259H6L7 258V256H5V255H3ZM96 256V257H95ZM99 257V259H98V257ZM133 256V257H132ZM139 256V257H138ZM11 257L12 256H10V261H11ZM14 257V256H13ZM12 257V258H13ZM94 257L96 258V259H94ZM123 257V256H122ZM259 260H260V263L261 264H263L264 263V255H262V254H259ZM262 257H263V261H262ZM134 258V259H133ZM139 258V259H138ZM168 258V259H167ZM180 258V259H179ZM196 258V257H195ZM7 259V260H8ZM84 259V260H83ZM88 260L87 262L85 261V260ZM127 259H128V261H127ZM194 259V258H193ZM210 259V260H209ZM98 260V261H97ZM158 260V261H157ZM174 260V261H173ZM176 260V261H175ZM189 260V261H188ZM204 260V261H203ZM209 260V261H208ZM232 260V259H231ZM34 261H37V260H34ZM82 261H80V262H82ZM101 261V260H100ZM132 261V262H131ZM172 261V262H171ZM179 261V262H178ZM228 261V260H227ZM262 261V262H261ZM4 262H5V260H4ZM106 262H108V263H106V264H112L111 263V261H109V260H107ZM129 262V263H128ZM193 262V261H192ZM203 262V263H202ZM34 263H37V264H39V262L37 261V262H34ZM195 263V262H194ZM5 264H12L11 262L9 263V262H6ZM33 264V263H32ZM78 264H79V262H78ZM100 264H105V262L104 261H102ZM121 264V263H120Z\"/></svg>","mask_w":264,"mask_h":264},{"label":"bare ground","instance_id":"6f19581e","mask_svg":"<svg viewBox=\"0 0 264 264\" xmlns=\"http://www.w3.org/2000/svg\"><path fill=\"white\" fill-rule=\"evenodd\" d=\"M12 1V0H11ZM71 1V0H70ZM69 1V2H70ZM73 1V0H72ZM125 1V0H124ZM128 1H130V0H128ZM131 1H133V0H131ZM74 2V1H73ZM126 2H127V0H126ZM125 2V3H126ZM148 2V1H147ZM26 3H28L29 5H31L29 2H25V4ZM62 3H64V2H62ZM66 3H68V2H66ZM66 3H65V5H66ZM80 3V2H79ZM78 3V4H79ZM84 3V2H83ZM87 4H88V1L86 2ZM71 4V3H70ZM127 4V3H126ZM151 4V6H152V3H150ZM149 4V5H150ZM20 5H22V4H20ZM45 5H46V3H45ZM60 5H62V4H60ZM60 5H59V7H60ZM72 5V4H71ZM77 4H75V6H76ZM82 5V4H81ZM90 5V4H89ZM125 5V4H124ZM134 5H136V4H134ZM133 5V6H134ZM138 5V4H137ZM143 5V4H142ZM28 6V5H27ZM78 6V5H77ZM85 5L83 4V7H84ZM88 6V5H87ZM132 6V7H133ZM145 6H146V3H145ZM144 5H143V7H145ZM153 6L154 7H156L154 4H153ZM19 7V6H18ZM25 7V6H24ZM29 7V6H28ZM28 7H26V8H28ZM31 7L33 8V6L31 5ZM53 7H55V6H53ZM86 7V6H85ZM125 7V6H124ZM131 7V8H132ZM136 7V6H135ZM139 7V6H138ZM142 7V6H141ZM25 8V9H26ZM46 8H48V5H47V7ZM88 8V7H87ZM126 9L128 8L127 6L125 7ZM125 8H123L122 7V9L124 10ZM130 8V9H131ZM140 8V7H139ZM147 8H148V6H147ZM157 8H158V5H157ZM156 8V9H157ZM163 8V7H162ZM23 9V8H22ZM22 9L20 10L21 12H22V14H24L25 15V12L24 11H26L25 9L22 11ZM35 9V8H34ZM44 9V8H43ZM89 9H90V7H89ZM95 9V8H94ZM136 8H132V10H134V11H136V12H138V8L135 10ZM146 9V8H145ZM150 9V8H149ZM151 9H152V7H151ZM155 9V10H156ZM49 10V9H48ZM47 10V11H48ZM96 10V9H95ZM98 10V9H97ZM103 10V9H102ZM128 10V9H127ZM126 10V11H127ZM158 10H159V8H158ZM19 11V10H18ZM29 11H30V13H31V10L29 9ZM34 11V10H33ZM32 11V13H37V14H39L38 12H39V10H38V12L35 10L34 12ZM73 11V10H72ZM120 11V10H119ZM125 11V12H126ZM131 10H129V12H130ZM134 11H132V12H134ZM148 12H149V10H147ZM160 11V10H159ZM14 12V11H13ZM20 12V13H21ZM24 12V13H23ZM27 12V11H26ZM41 12H43V11H41ZM67 12H68V10H67ZM67 12H65V13H67ZM121 12H122V10H121ZM140 12V11H139ZM142 12V14L144 13V11H141ZM146 12V11H145ZM153 12V11H152ZM18 12H16L15 11V14H17ZM50 13V12H49ZM89 13V12H88ZM96 13V12H95ZM118 13V12H117ZM153 13H155V12H153ZM161 13H162V11H161ZM10 14V13H9ZM29 14V13H28ZM44 13H42V17L44 18V15H43ZM56 14L58 15L59 13L58 12H56ZM55 14V15H56ZM61 14H62V11H61ZM61 14H60V16H61ZM98 14V13H97ZM103 14V13H102ZM101 14V15H102ZM105 14V13H104ZM120 14V13H119ZM130 15L132 14L131 12L129 13ZM135 14V13H134ZM145 14V13H144ZM155 14H157V13H155ZM21 15V14H20ZM51 15V14H50ZM53 15V14H52ZM64 15H67V14H63V16ZM76 15V14H75ZM74 15V16H75ZM84 15V14H83ZM89 15H91V14H89ZM140 15V14H139ZM138 15V16H139ZM149 15V14H148ZM147 15V13H146V16H144L145 17V19H146V17L148 16ZM153 15V14H152ZM27 16V15H26ZM36 18H38V17H40L41 18V16H36V15H34ZM59 16V17H60ZM68 16V15H67ZM71 16V15H70ZM81 16V15H80ZM80 16H78V17H80ZM103 16V15H102ZM142 16V15H141ZM157 16H159V15H157ZM13 17H14V15H13ZM18 17H20L19 15H18ZM31 17V16H30ZM35 17H33V18H35ZM47 18H48V16H46ZM52 17H54V16H52ZM91 18L93 17V16H90ZM100 17V16H99ZM120 17V16H119ZM126 17V16H125ZM133 17V16H132ZM137 17V16H136ZM149 17V16H148ZM152 17V16H151ZM156 17V16H155ZM154 17V18H155ZM160 17H162L161 15H160ZM159 17V18H160ZM16 18H17V16H16ZM21 18H22V16H21ZM35 18V19H36ZM56 18H58V17H56ZM70 18H73V16L72 17H70ZM81 18V17H80ZM91 18H90V21H91ZM103 18V17H102ZM124 18V17H123ZM154 18H153V20H154ZM11 19H12V17H11ZM18 19H20V18H18ZM18 19H15V17H14V19H12V21L14 20H16V21H18ZM26 19V18H25ZM31 19V18H30ZM53 19H55V17L53 18ZM87 19H88V17H87ZM99 19L100 18H98V22H102V21H99ZM119 20H120V18H118ZM130 19H132V18H130ZM136 19V18H135ZM137 19H139V18H137ZM137 19H136V21H137ZM157 19V18H156ZM162 19V18H161ZM29 20V19H28ZM38 21H39V19H37ZM36 20V21H37ZM67 20H68V17H67ZM72 20V19H71ZM128 20V19H127ZM133 20V19H132ZM150 20H151V18H150ZM149 20V21H150ZM15 21V22H16ZM43 21H44V19H43ZM42 21V22H43ZM54 21H56V19L54 20ZM61 21H62V23L64 24L65 22H64V20L63 19H61ZM77 21H79L78 19H77ZM77 21H76V25H77ZM81 21V20H80ZM89 21V20H88ZM87 21V22H88ZM94 21V20H93ZM92 21V23H94ZM121 21V20H120ZM123 21V20H122ZM134 21V20H133ZM141 21H142V19H141ZM148 21V20H147ZM165 21V20H164ZM167 21V20H166ZM25 22V24H26V20L24 21ZM30 22H33L32 20H30ZM35 22V21H34ZM34 22L32 23L33 24V26L34 27H37V25L39 24V23H36V24H34ZM46 22V21H45ZM44 22V23H45ZM68 22V21H67ZM73 22V21H72ZM86 22V23H87ZM113 22V21H112ZM111 22V26H112V24L113 25H116L117 23H112ZM127 22H129V21H127ZM168 22V21H167ZM19 23V22H18ZM22 23V22H21ZM40 23H41V21H40ZM52 23V22H51ZM61 23V22H60ZM75 23V22H74ZM81 23L82 22H80V25H81ZM84 21H83V23H82V26H83V24H86ZM103 23V22H102ZM101 23V24H102ZM119 23V22H118ZM121 23V22H120ZM141 23V22H140ZM150 23V22H149ZM148 23V24H149ZM154 23V22H153ZM30 24V23H29ZM50 24V23H49ZM54 24V23H53ZM67 24H69V22L67 23ZM96 24V23H95ZM98 24V23H97ZM101 24H100V26H101ZM105 24V23H104ZM121 24H123V22L121 23ZM121 24H119V27H120V25ZM125 24V23H124ZM128 24V23H127ZM163 24V23H162ZM50 25H52V24H50ZM64 25H66V24H64ZM74 25V24H73ZM90 25H91V23H90ZM110 25V24H109ZM118 25V24H117ZM116 25V26H117ZM142 25V24H141ZM156 25H158V24H156ZM161 25V24H160ZM28 26V25H27ZM33 26L31 27V28H33ZM48 26V25H47ZM70 26H72V24L70 25ZM69 26V27H70ZM94 26V25H93ZM92 26V27H93ZM122 26V25H121ZM152 26V25H151ZM165 26H166V24H165ZM25 27V26H24ZM59 27V26H58ZM68 27V25H66V28ZM79 27V26H78ZM84 27H86V26H84ZM90 27V26H89ZM89 27H87V28H89ZM103 27V26H102ZM101 27V28H102ZM106 27V29H108L109 27H107V26H105ZM104 27V28H105ZM112 27H114V26H112ZM112 27H110L111 29H113ZM118 27V26H117ZM141 26H139L138 28H140ZM145 27H147V29H144V33H142V35L141 36H143V34H145L144 36V38L147 40H150L151 39V34H152V32H153V30H155V29H153V26L152 27H150V26H145ZM145 27H143V28H145ZM159 27V26H158ZM41 28V27H40ZM50 28V27H49ZM77 28V27H76ZM96 28H98V30L99 29H101L100 27H95V29ZM110 28L108 29L109 30V32H110ZM116 28V27H115ZM124 28V27H123ZM154 28H156L155 26H154ZM175 28V27H174ZM24 29H26V28H24ZM54 29H55V27H54ZM63 29V28H62ZM68 29V28H67ZM70 29H72V27H70ZM73 29H74V26H73ZM73 29L71 30V31H73ZM86 29V28H85ZM94 29V30H95ZM103 29V28H102ZM106 29H103V30H106ZM121 29V28H120ZM125 29V28H124ZM130 29V28H129ZM132 29H134V28H132ZM132 29H131V31H132ZM136 29V28H135ZM157 29V28H156ZM177 29V28H176ZM175 29V31H177L176 32V34L178 33V31H179V33H181L180 32V30L178 29V30H176ZM28 30V29H27ZM26 30V31H27ZM32 30V29H31ZM30 29L28 30V32H30V33H32V31H31ZM56 30V29H55ZM76 30L77 29H75V31H73L74 32V34H76ZM84 32H86L84 29H82ZM87 30V29H86ZM93 30V29H92ZM91 30V31H92ZM97 30V31H98ZM140 30V29H139ZM143 30V29H142ZM170 30V29H169ZM169 30H168V28L166 29H164V27H159L158 28V31L155 33L156 35H155V41L153 42V40H154V38L151 40L153 43H155V45H157V47H158V49L155 51V53H156V55H152L151 57H149V55H151V54H149V55H147V57L144 55V58L146 59H148V57L150 58L149 59V61L151 60V58L153 57V58H155V60L153 59L151 62H152V64H150V65H152V66H150L153 70V72H152V74H153V78H155V71H157L158 73V76H161L160 77V79L158 80V81H160V80H162V81H160V82H162L163 83V85H164V82H165V84L167 85V82H168V80H170L171 78H176L177 77V74H178V71H177V73H175L176 71H174L172 68H170V66L174 63H172V60L171 61H169V59H170V57L171 58H173L172 56H170L169 55V53H171L170 51H172L171 49H169V46H168V48L166 47L167 45L166 44H168L170 41L172 42V44L174 43L172 40L174 39V38H177V36H179V35H175V36H173L174 34H172V32L171 33H169ZM59 31V30H58ZM70 31V32H71ZM135 31V30H134ZM171 31V30H170ZM174 31V32H175ZM27 32V33H28ZM35 32V31H34ZM56 32V31H55ZM63 32V31H62ZM65 32V31H64ZM78 32V31H77ZM84 32H80V35H81V33H84ZM102 32V31H101ZM58 33V32H57ZM57 33H55V34H57ZM72 33V32H71ZM90 33V32H89ZM93 33H94V31H93ZM92 33V34H93ZM100 33V32H99ZM107 33H108V31H107ZM111 33V32H110ZM114 33V32H113ZM125 34H126V32H124ZM136 33V32H135ZM154 33V32H153ZM178 33V34H179ZM51 34V33H50ZM58 34H60V33H58ZM66 32H65V36H66ZM115 34V33H114ZM117 34H118V32H117ZM117 34L115 35L116 37V39L115 40H111L110 38L109 39H107L108 41H112V42H110V44H109V42H108V45H107V49H108V51H109V48H112L111 49V51H110V53L111 52H114V50L113 49H115V50H117V49H120V50H125L126 48H128L129 47V41H127L126 39H123V36L124 35H120L122 38H120V37H118L117 36ZM139 33H137V34H134V32L132 33V36L134 35H138ZM32 35V34H31ZM40 35V34H39ZM49 35V34H48ZM77 35L79 36V34L77 33ZM83 35H85V34H83ZM87 35V34H86ZM88 35H91V34H88ZM87 35V36H88ZM97 35H100V34H97ZM97 35H95V36H97ZM104 35H105V33H104ZM52 36V35H51ZM60 36H61V34H60ZM68 36H70V35H68ZM74 36V35H73ZM78 36L75 38V39H77L78 38ZM87 36H86V38H87ZM94 36V35H93ZM101 36V35H100ZM129 36H130V34H129ZM182 36V35H181ZM53 37V36H52ZM55 37V36H54ZM57 37V36H56ZM71 37V36H70ZM75 37V36H74ZM91 37H92V35H91ZM91 37H89L90 38V41H92V39H91ZM137 36H135V38H136ZM139 37H140V35H139ZM138 37V38H139ZM37 38V37H36ZM38 38H39V36H38ZM42 38V37H41ZM41 38H39V40L41 39ZM73 38V37H72ZM71 38V39H72ZM79 38H81V36H79ZM78 38V40H80ZM85 38V39H86ZM102 38V37H101ZM111 38H112V35H111ZM125 38V37H124ZM179 38H181V37H179ZM34 39V38H33ZM84 39V38H83ZM127 39H129V38H127ZM140 39H141V37H140ZM170 39V40H169ZM178 39V38H177ZM177 39H175V40H177ZM35 40V39H34ZM38 40V41H39ZM47 40V39H46ZM56 40V39H55ZM74 40V39H73ZM72 40V41H73ZM95 40V39H94ZM94 40H93V42H94ZM98 40V39H97ZM96 40V41H97ZM105 40H106V38H105ZM126 40V41H125ZM148 40H147V42H148ZM169 40V41H168ZM178 40H180V39H178ZM59 41V40H58ZM63 41V40H62ZM62 41H60V43L62 42ZM68 40H64L63 41V43H61L63 46L65 45V43L67 42ZM114 41V42H113ZM136 41H138V40H136ZM136 41H135V43H136ZM143 41V40H142ZM142 41H141V43H142ZM166 41H168V43L166 42ZM32 42V41H31ZM34 42V41H33ZM52 42H53V40H52ZM76 43V46H78L79 44H78V42L77 41H75ZM83 42H84V40H83ZM86 42H88V39H87V41ZM86 42H84L83 44H84V46H86L85 44H86ZM146 42V41H145ZM147 42H146V44H147ZM152 42H151V44H152ZM165 42H166V44H165ZM180 42V41H179ZM44 43L46 44H48L49 42H47V41H44ZM67 43H69V44H71L70 42H67ZM66 43V44H67ZM129 43V44H128ZM149 43V42H148ZM37 45V46H39V43H37V42H35L34 43V45ZM42 44V43H41ZM40 44V45H41ZM56 44V43H55ZM59 44V43H58ZM75 44L72 42V49L75 51V49L74 48H76V46H75ZM78 44V45H77ZM91 44V43H90ZM132 44H134V43H132ZM175 44V43H174ZM16 45V44H15ZM18 45V44H17ZM16 45V46H17ZM35 45V47L37 48V46ZM52 45V44H51ZM53 45H54V43H53ZM68 45V44H67ZM66 45V46H67ZM74 45V46H73ZM88 45H89V43H88ZM99 45V44H98ZM97 45V46H98ZM143 45H145V44H143ZM153 45V44H152ZM169 45H170V43H169ZM176 45H177V43H176ZM14 46V45H13ZM31 46V45H30ZM42 46V45H41ZM48 46V45H47ZM58 46V45H57ZM66 46H64V47H66ZM96 46V47H97ZM134 46V45H133ZM173 46H175V45H173ZM180 46V45H179ZM15 47V46H14ZM18 47V46H17ZM46 47V45H44V48ZM61 47V46H60ZM74 47V48H73ZM109 47V48H108ZM145 47V46H144ZM143 47V48H144ZM151 47V46H150ZM23 48V47H22ZM34 48V47H33ZM39 48H40V46H39ZM46 48H48V47H46ZM78 48V47H77ZM125 48V49H124ZM153 48V47H152ZM152 48H151V50H152ZM171 48H172V45H171ZM173 48H175V47H173ZM9 49V48H8ZM16 48H14V51H15V53H17V55H15V58H16V56L18 57V55H23V52L21 53L20 51L21 50H23V49H21L20 50V48H17V51L15 50ZM41 49H43V48H41ZM40 49V50H41ZM56 49H58V47L56 48ZM65 49H68V48H65ZM70 49V48H69ZM82 49V48H81ZM86 49V48H85ZM96 49H98V47L96 48ZM141 49V48H140ZM147 49H148V46H147ZM146 49V50H147ZM156 49V48H155ZM154 49V50H155ZM19 50V51H18ZM28 50V49H27ZM31 50H33V49H31ZM31 50H30V52H31ZM59 50V49H58ZM71 50V49H70ZM88 50V49H87ZM100 50H101V48H100ZM99 50V51H100ZM119 50V51H120ZM129 50V49H128ZM127 50V51H128ZM151 50H149V52L151 51ZM176 50V49H175ZM180 50V49H179ZM179 50L177 51V52H179ZM7 51H9V50H7ZM6 51V52H7ZM13 51V50H12ZM13 51V52H14ZM34 51H35V48H34ZM38 51V50H37ZM60 51V50H59ZM72 51V50H71ZM76 51H78V50H76ZM81 51V50H80ZM82 51H83V49H82ZM148 51V50H147ZM20 54H19V53ZM40 52V51H39ZM38 52V53H39ZM66 52H67V50H66ZM79 52V51H78ZM98 52V51H97ZM116 52V51H115ZM118 52V51H117ZM124 52V51H123ZM136 52H137V50H136ZM141 52V51H140ZM10 53H12L11 52V50L9 51V54ZM14 53V54H15ZM33 53V52H32ZM41 53V52H40ZM69 53V52H68ZM68 53H62V54H65V56H66V54H68ZM100 53V52H99ZM98 53V54H99ZM102 53V52H101ZM135 53V52H134ZM143 54H144V52H142ZM150 53H153V52H150ZM154 53V54H155ZM9 54H7L8 56H9ZM42 55H43V53H41ZM73 54V53H72ZM97 54V55H98ZM115 54V53H114ZM129 54V53H128ZM142 54V55H143ZM29 55H31V57H32V54H29ZM28 55V56H29ZM85 55H87V54H84V56ZM89 55H90V52H89ZM89 55H87L86 57H88ZM96 55V56H97ZM102 55V54H101ZM119 55V54H118ZM139 55V54H138ZM142 55L140 54V56H141V58H142ZM179 55V54H178ZM4 56V55H3ZM14 57V55L12 54V55H10V57ZM26 56V55H25ZM63 57V58H66V57ZM94 56V55H93ZM99 56H100V54H99ZM117 56V55H116ZM115 56V57H116ZM121 56V55H120ZM180 56H181V54H180ZM182 56H184V55H182ZM11 57V58H12ZM21 57H23V56H19L18 58H20L21 59ZM71 57V56H70ZM76 57V56H75ZM82 57V56H81ZM118 57V56H117ZM130 57H131V55H130ZM129 57V58H130ZM132 57H134V56H132ZM177 57V56H176ZM175 57V58H176ZM1 59V61H0V64H2L3 65V67H5L4 66V64H5V58H9V57H4V59L2 58V57H0ZM24 58V57H23ZM29 58V57H28ZM41 58V57H40ZM39 58V59H40ZM59 58H61V57H59ZM68 58V57H67ZM83 58V57H82ZM89 58V57H88ZM88 58L85 60V59H83L85 62L88 60ZM127 58V57H126ZM125 58V59H126ZM128 58V59H129ZM181 58V57H180ZM6 59V60H7ZM10 59V58H9ZM13 59V60H12ZM11 60H12V62H11V60H10V63H17V61H16V59H14V58H12ZM31 59V58H30ZM80 59V58H79ZM90 59L91 60H93L94 58H92L91 56H90ZM97 59V58H96ZM100 59V58H99ZM121 59H122V57H121ZM177 59V58H176ZM185 59V58H184ZM4 60V61H3ZM17 60H19V59H17ZM29 60V59H28ZM60 60H63L62 58L60 59ZM65 60V59H64ZM68 59H66V61H67ZM73 60V59H72ZM71 60V61H72ZM104 60V59H103ZM107 60V59H106ZM114 60V59H113ZM116 60V59H115ZM114 60V61H115ZM117 60H118V58H117ZM120 60V59H119ZM124 60V59H123ZM144 59H142V62H145V61H143ZM36 61H37V58H36V60H35V63H36ZM95 62L97 61V60H94ZM94 61H93V63H94ZM105 61V60H104ZM128 60L126 59V62H127ZM141 61V60H140ZM169 61V63H170V66L168 67V62ZM2 62V63H1ZM9 62V60L8 61H6V67H7V65H9L10 66V63H8ZM18 62H20V61H18ZM28 62V61H27ZM26 62V63H27ZM59 63L61 62V61H58ZM57 62V63H58ZM125 62V63H126ZM141 62V63H142ZM150 62V63H151ZM14 63L12 64V65H14ZM23 63V62H22ZM32 63V62H31ZM30 63V64H31ZM84 63V62H83ZM92 63V62H91ZM97 63V62H96ZM105 63V62H104ZM106 63L109 65V61L107 62L106 61ZM121 63V62H120ZM122 63H124V62H122ZM130 63V62H129ZM140 63V62H139ZM188 63V62H187ZM20 64V63H19ZM51 64H52V62H51ZM62 64V63H61ZM64 64H68L67 62L65 63L64 62ZM103 64V63H102ZM143 64V63H142ZM141 64V65H142ZM147 64H149L148 62H147ZM11 65V68L13 67ZM16 65H18V64H16ZM29 65V62H28V64H27V66ZM35 65V64H34ZM37 65V64H36ZM74 65V64H73ZM86 65H88V62H86ZM93 65V64H92ZM108 65H106V66H108ZM126 65V64H125ZM145 65H146V62H145ZM145 65H143V66H145ZM167 65V67H165ZM9 66H8V68H9ZM26 66V65H25ZM30 66V65H29ZM53 66V65H52ZM61 66V65H60ZM69 66V65H68ZM75 66H77V65H75ZM148 67L145 69V67H142V68H144L145 69V71L146 70H148V68H149V65H147ZM173 66H176V65H173ZM172 66V67H173ZM183 66V65H182ZM5 67V68H6ZM20 67V66H19ZM33 67V66H32ZM40 67V66H39ZM55 67V66H54ZM59 67V66H58ZM62 67H63V64H62ZM64 67H66V65H64ZM96 67V66H95ZM177 67V66H176ZM0 68H2V66H0ZM23 68V67H22ZM24 68H27V67H24ZM29 68V67H28ZM38 68V67H37ZM56 68H57V66H56ZM67 68V67H66ZM74 68V67H73ZM78 68V67H77ZM76 68V69H77ZM100 68H102V66L100 67ZM151 68H150V70H151ZM175 70H176V68L175 67H173ZM3 70H4V68H2ZM2 69H0V71L2 70ZM13 69V68H12ZM8 70V71H5V72H10V71H13V70ZM15 69H17V70H19L20 71V69H21V67H20V69H18V67L17 68H15ZM30 70H32L31 68H29ZM29 69H28V71H29ZM172 71H171V70ZM2 70V71H3ZM23 70V69H22ZM81 70V69H80ZM90 70V69H89ZM96 70V69H95ZM149 70V71H150ZM189 70V69H188ZM190 70H192V69H190ZM3 71V72H4ZM18 71V72H19ZM67 71V70H66ZM102 71V70H101ZM100 71V72H101ZM105 71V70H104ZM171 71V72H170ZM174 71V73H172ZM184 71H185V69H184ZM193 71V70H192ZM4 72V73H5ZM32 72V71H31ZM31 72H30V74H31ZM111 72V71H110ZM16 73V72H15ZM24 73V72H23ZM26 73H27V71H26ZM108 73V72H107ZM7 74V73H6ZM18 74V73H17ZM29 74V73H28ZM56 74V73H55ZM110 74V73H109ZM108 74V75H109ZM159 74H161V75H159ZM1 75V74H0ZM48 75V74H47ZM100 75V74H99ZM151 75V74H150ZM183 75V74H182ZM191 75V74H190ZM195 75V74H194ZM22 76V75H21ZM28 76V75H27ZM157 76V75H156ZM157 76V77H158ZM163 76H164V78H163ZM179 76V75H178ZM2 77V79L3 78H5V76H1ZM1 77H0V79H1ZM152 77V76H151ZM157 77H156V79H157ZM182 77V76H181ZM186 77V76H185ZM192 77V76H191ZM34 78V77H33ZM37 78H38V76H37ZM108 78V77H107ZM159 78V77H158ZM178 78V77H177ZM177 78H176V80H177ZM1 79V82H3V80ZM35 79V78H34ZM103 79V78H102ZM150 79V78H149ZM20 80V79H19ZM30 80V79H29ZM99 80V79H98ZM122 80H124V79H122ZM151 80V79H150ZM167 82H166V81ZM182 80V79H181ZM5 81V80H4ZM23 81V80H22ZM97 81V80H96ZM154 82L156 81V82H158L157 80H153ZM174 81H175V79H174ZM174 81H172L174 84H175V82ZM189 81H190V78H189ZM196 81V80H195ZM198 81H200V79L198 80ZM27 82V81H26ZM21 82V86H22V88H21V92L22 93H24V94H26V91H27V93L28 92H30L31 91V89H30V87H33L32 86V84L33 83H30L31 84V86L30 85H28L29 83L27 82ZM102 82H103V86L105 87V85L104 84H107V83H104L105 81L104 80H102ZM102 82H100V80H99V82L97 83V84H100V83H102ZM110 82V81H109ZM150 82H152V80L150 81ZM160 82H158V86L160 87L161 86V84H159ZM177 82V81H176ZM179 82V81H178ZM186 82V81H185ZM188 82V81H187ZM88 83V82H87ZM180 83H181V81H180ZM197 83V82H196ZM25 84V85H24ZM42 84V83H41ZM40 84V85H41ZM49 84V83H48ZM179 84V83H178ZM26 85H28V86H26ZM51 85V84H50ZM102 85V84H101ZM153 85H155V87H156V85H157V83L156 84H154L153 83ZM152 84H151V87L153 86ZM196 85V84H195ZM29 87V88H26V87ZM129 85H127V87H128ZM131 86V85H130ZM174 86V85H173ZM177 86V85H176ZM49 87V86H48ZM101 87V89H103L102 88V86H100ZM172 87V86H171ZM50 88V87H49ZM92 88V87H91ZM95 88H98V87H95ZM106 88H107V85H106ZM131 88V87H130ZM161 88V87H160ZM159 88V89H160ZM164 88V87H163ZM24 89H25V91H24ZM126 89V88H125ZM134 88H133V86H132V90H133ZM157 89V88H156ZM155 89V90H156ZM158 89V90H159ZM168 89H170L169 87H168ZM173 89V88H172ZM182 89V88H181ZM29 90V91H28ZM52 90V89H51ZM96 90V89H95ZM98 90V89H97ZM104 90V89H103ZM106 90V92H107V94H108V90L107 89H105ZM104 90V91H105ZM136 90V89H135ZM177 90V89H176ZM138 91V90H137ZM136 91V92H137ZM147 91V90H146ZM175 91V90H174ZM43 92V91H42ZM46 92V91H45ZM97 92H101V90H100V88H99V91H97ZM113 92V91H112ZM16 93V92H15ZM15 93H13L14 95H16V94H18V91H17V93L15 94ZM21 93V94H22ZM49 93V92H48ZM117 93H118V91H117ZM127 93V92H126ZM126 93H124V94H126ZM143 93V92H142ZM169 93V92H168ZM167 93V94H168ZM180 93V92H179ZM178 93V94H179ZM184 93V92H183ZM13 94H11L12 96H13ZM96 94V93H95ZM106 94V93H105ZM111 94V93H110ZM114 94V93H113ZM119 94V93H118ZM123 94V93H122ZM129 94V93H128ZM135 94V93H134ZM169 94H171V93H169ZM175 94V93H174ZM117 95V94H116ZM120 95H121V93H120ZM127 95V94H126ZM164 95V94H163ZM43 96V95H42ZM96 96V95H95ZM95 96H94V99H95V101H93V104H95V106L92 104L91 106L92 107H89V108H87V109H89V111L87 110V113L85 112V106L83 107L84 108V111L82 112V115H83V117H85L84 119L82 118V116H81V118H75V116L73 115V117H72V119H71V117L69 118L68 116H67V114L68 113H66V112H68V110H70V108H72V103H71V107H70V105H69V108H67V106H65V108H61V110L62 111H60L59 109V107H53V109H52V107H48V108H40L41 110H36V111H38V112H36L35 110L33 111V109H28L27 111H28V113L25 115V117L24 118H22L21 119V121H20V124L17 122L18 120H16V122L20 125V127L21 128H19V129H21V132L22 133H24L23 131H26V132H28L26 129H29V130H31V129H33V123H31L30 121H32V119L34 120V121H39V126L43 129V131H42V129H41V132H43V133H41V134H44L45 135V140L43 141V143H41V145H38V146H35L34 148H36V149H29V147H28V150H30V156H32V154H31V152L33 151L34 152V154H33V157L30 159L31 161V163H33L32 164V166L34 165V169H33V171H32V173L30 174V175H27L26 176V185L24 186V187H21V185L19 184L18 185V183L16 182V180H19V179H13V178H0L1 180H0V217H2L1 219V225H0V227H2V228H4V230L6 231V233H7V231H8V233L10 232V233H12V232H14L13 231V228H15V227H17L21 232H22V234L20 235V236H17L16 238H15V240H14V238H11V240L13 239V241H12V243H11V241H10V239H9V241H10V245L8 246V244H9V241H8V244H6L5 245V243H4V245H3V247L2 248H9V247H11L12 248V250L14 249L15 250V252H14V250H13V254H12V252H10V254H12V255H7L8 254V251L7 252H5L4 254L2 253V251L3 250H0V264H5L6 262H11L12 264H37V263H34V262H39V264H78V262H79V264H84L83 263V261H82V257H84V256H81L82 255V251L84 250V249H86L85 250V252H87V251H90V254L89 253H87V254H89L90 256L92 255V251L94 252V255L96 254V253H98V255H99V257H100V255H102V253H106V252H104V251H108V249L111 247V244L113 243V242H115V243H117V241H119V242H122V241H124L126 238H129V237H132V236H130V235H128V233H127V230L128 231H130L132 228H130V227H133V231L131 232L132 233V235L134 236V237H136L137 238V240H139V239H142L144 236H149V235H152V234H148L149 233V229L147 228V227H149L150 228V226L151 225H149V223L147 224V225H149V226H147V227H144L146 224V222L145 223H143L144 225L143 226H140V223H141V221H140V223L138 222L139 220V217L138 216H134L133 218L132 217H130L131 219H133L134 221H132V223L130 224V222L131 221H128V222H126L125 220H124V218H126L125 217V215L126 214H124L122 211L124 210V208H126L125 209V213L126 212H128L127 211V209L128 210H130V209H132V208H130L129 206H127V207H124V208H121V206L123 207V206H125V204L127 203V202H129V201H131V199H133V201L132 202H135V200L136 199H138L139 198V200L140 199H142L141 200V202H140V204L142 203V201L144 202V203H146V205H147V207H146V209H145V214H143V218H145V221H147L148 219H150V216L152 217V215L154 214V216H159V218H160V220H161V218L163 217V219H162V221H160L159 219H158V221H156L157 223H159V224H162V225H164L165 223H162V222H166V221H163V220H165L164 219V215L165 214H169V213H165V211H166V208H168L169 210H170V208H175V206L177 207V206H181V207H183L182 209H180L181 210V212H182V214H183V216H184V218H182V214H181V216H180V219L177 217V216H179L177 213H176V211H174L176 214H177V218L179 219V221H178V223H180L181 224V222H182V225L181 226H179V228H177L176 226V228H177V230L175 231V229L176 228H174V231H175V241H177L178 239L180 240V242H178V243H183V241H184V246L182 247V246H180V244H178L177 242V246L176 245H174V246H176L175 248L172 246L171 247V250L172 249H175L174 251L176 252V248L177 249H179V252L181 253V252H187L188 250L187 249H189V251H191L192 253H193V256H192V254H190L189 252H187V254L188 255H191L192 256V260H191V262H190V264H196L197 262H198V260L199 259H201V258H203L202 257V255H205L206 256V253L208 254V252L210 251V250H212L211 249V247L213 248V245L215 246V244H216V246L217 247H215V248H213V250L214 249H216V251H217V253H215V252H213V253H215V254H213L212 253V257L213 258H210V259H213V260H211V261H209V263H211V264H261L260 263V260H259V254H262V255H264V205H262V203L261 202H258L257 203V201H255L256 199L254 198V197H252V196H250L249 198H248V196L247 195H245V193H244V191L245 190H243V185H246V180H248V177H247V179H246V176L248 175H246V174H244V173H246L245 171H242V173L240 174V173H238V171L237 170H234V164L232 165L231 163H233L234 162V160L236 161V159L235 158H237V157H235V156H233V155H235L233 152V155L231 156V154H228L229 152L227 151L226 152V146L225 147H223V145H224V143H223V145L222 146H219L220 145V143L222 142H218V141H216L214 138H215V136L217 135L218 137H220L221 136V134L220 133H218L216 130V133H214V131L212 130V132L215 134H211L210 132H198L199 130H202V128L203 129H205L204 127H200V129H198L196 132H193V129L195 130L196 128H194V125H192L193 126V129H192V127L190 126L189 128L187 127V128H183L182 127V129H177V128H173V126L171 127H169V126H167L169 123H171V121L170 120H172V119H174L173 118V116H172V119H169L170 117H171V112L169 113L168 112V115L170 114V117L169 116H166L168 119V121H166V122H168V124L166 123V125L165 126H163L164 124V122L163 121H161V125H162V129H161V126H160V124L158 125L157 123H154V125L157 127V126H160L159 128H157L156 129V127L155 128H152L150 125L148 126V125H146L145 126V124L147 123L146 122V118H147V121L148 122H150V121H155V120H157V118L159 117V115H160V113L159 112H157V115H156V111L158 110L159 111V107L158 108H156V110H155V112H154V110H152V111H148L149 109H151V108H147V106L146 105H144V106H146V110H147V112H144V114H143V112L141 113V110H143V109H145L144 108V106H142L143 105V103L141 104V102H140V104H137L138 106H140L141 105V108H138V106L136 107V108H134V106L132 107V105L131 104H133L132 102H131V104H129L130 103V101H129V103L127 102V103H121L122 101L124 102V100H122L121 102H120V99L121 98H119L118 96H116V98L115 99H117V97H118V99H119V101H114L113 103L115 104V103H117V104H115V106H114V104L112 103V100L110 101L111 102V104H112V106H111V108H108V105H107V103L105 102V99H103L104 97H103V95H101L100 93H99V95H98V97H96L95 98ZM100 96H102L101 98H100ZM109 96V95H108ZM112 95H110V97H111ZM114 96V95H113ZM122 96V95H121ZM169 96V95H168ZM175 96V95H174ZM182 96V95H181ZM184 96V95H183ZM21 97V96H20ZM131 97V96H130ZM129 98V97H128ZM143 98V97H142ZM146 99L148 98V97H145ZM169 98V97H168ZM12 99V98H11ZM99 99H101V101L103 100L104 101V103L103 102H101ZM111 99H113V97L111 98ZM123 99V98H122ZM125 99V98H124ZM145 99V100H146ZM150 99V98H149ZM163 99V98H162ZM97 100V101H96ZM114 100V99H113ZM126 100V99H125ZM128 100H130V99H128ZM127 100V101H128ZM133 100V99H132ZM131 100V101H132ZM148 100V99H147ZM175 100V99H174ZM177 100H179V99H177ZM182 100V99H181ZM100 101V104L98 103ZM135 101V100H134ZM180 101V100H179ZM185 101H186V99H185ZM95 102V103H94ZM120 104H119V103ZM146 102V101H145ZM161 102V101H160ZM163 102H165V101H163ZM172 102H173V100H172ZM170 103V104H172V105H174L173 103ZM181 102V101H180ZM136 103V102H135ZM134 103V104H135ZM139 103V102H138ZM146 103H149L150 104V100H149V102H146ZM159 103V102H158ZM176 103V102H175ZM203 103V102H202ZM207 103V102H206ZM17 104V103H16ZM41 104V103H40ZM67 104V103H66ZM84 104H86V103H84ZM89 105H90V103H88ZM104 104H106L105 106L109 109V111L107 110V108L105 107V106H103V108H106L105 110H106V112H108V115H107V117H106V119H105V117H104V111L103 110H100V107L102 106V105H104ZM122 104V105H121ZM125 104V105H124ZM145 104V103H144ZM149 104H147V105H149ZM153 104V103H152ZM165 104V103H164ZM167 104V103H166ZM165 104V105H166ZM68 105V104H67ZM74 105H76V104H73V108H74ZM78 105V104H77ZM76 105V106H77ZM80 105V104H79ZM99 105V109L98 108H96L97 106ZM121 105V106H120ZM202 105V104H201ZM8 106V105H7ZM6 106V107H7ZM38 106H39V104H38ZM52 106V105H51ZM63 106V105H62ZM83 105L81 104V106L80 107H82ZM149 106H151V104L149 105ZM153 106V105H152ZM157 106H158V104H157ZM160 106V105H159ZM177 106V105H176ZM203 106V105H202ZM9 107V106H8ZM21 107V106H20ZM40 107V106H39ZM79 107V106H78ZM79 107V108H80ZM171 107V106H170ZM179 107V106H178ZM195 107V106H194ZM206 107V106H205ZM205 107H203L204 109H205ZM225 107V106H224ZM23 108V107H22ZM56 108V109H55ZM66 108H67V110H66ZM72 108V109H73ZM75 108H77V107H75ZM172 109H173V107H171ZM209 108V107H208ZM6 109V108H5ZM5 109H3L4 111H5ZM24 109V108H23ZM27 108H25V110H26ZM34 109H36V108H34ZM47 109V110H46ZM50 109V110H49ZM81 109V108H80ZM79 109V110H80ZM164 109V108H163ZM169 109V108H168ZM178 109V108H177ZM207 109V108H206ZM7 111V113H10V111L8 112V109H6ZM9 110H11V109H9ZM24 110V111H25ZM78 110V111H79ZM176 110V109H175ZM179 110V109H178ZM194 110V109H193ZM198 110V109H197ZM211 110V109H210ZM217 110V109H216ZM235 110V109H234ZM3 111V112H4ZM13 112L11 113V114H14L15 112H14V110H12ZM20 111H22V110H20ZM33 111V112H32ZM64 111V112H63ZM66 111V112H65ZM78 111H76V112H78ZM103 111V112H102ZM170 111V110H169ZM212 111V110H211ZM219 111V110H218ZM222 111H223V109H222ZM35 112V113H34ZM66 113V114H63V113ZM81 112V111H80ZM173 112V111H172ZM180 112V111H179ZM243 112V111H242ZM25 113V112H24ZM32 113V117L31 116H29L28 114H31ZM86 113V114H85ZM101 113V114H100ZM165 113V112H164ZM193 113V112H192ZM222 113V112H221ZM225 113V112H224ZM223 113V114H224ZM226 113H228V112H226ZM10 114V115H11ZM107 114V113H106ZM163 114V113H162ZM162 114L160 115V117L162 116ZM166 114H167V112H166ZM173 114H174V112H173ZM172 114V115H173ZM233 114V113H232ZM238 114V115H237ZM236 115L238 116H236V118H238V119H240V122H241V127H244V128H246V129H244L243 128V130H242V128L240 127V129H238L239 128V124H237V122L239 121L238 119L235 121V120H233V118H232V121L231 120H229V119H227L226 118V122H225V120H224V122L222 121V122H220V124H227L228 123V120H229V122L230 123H228L227 125H222L223 127L225 126V128H228V125L229 124H231L233 121H235L236 122V124H237V126L235 125L234 126V128L232 129L231 127H232V124L231 125H229V129L231 128L232 130H234V132H232V130H229L230 132H227L226 130H228V129H225V128H223V127H221V125H219L221 128H223V130L225 129V132H227L226 133V137L228 138V136H229V138L231 137V136H235V134L237 135V138H238V134L241 132V133H243V134H239V135H243L244 136V134H246V133H248L249 135L251 134V132H252V134H254L255 135V138L257 137H259V133H261V136H262V134H264V125H261L262 123H260V122H262V121H260L261 120V118H259L260 116H258V114L257 115H252L251 116V119H249L250 118V116H246L245 115V113H237ZM1 116H2V114H0ZM17 115H18V113H17ZM23 116V112L21 113V114H19V116ZM79 115H81V114H79ZM85 115V116H84ZM88 117H87V116ZM143 115H145V117L143 116ZM178 115V114H177ZM181 115H182V113H181ZM185 115V114H184ZM202 114H200V116H201ZM212 115H214V114H212ZM228 115V114H227ZM229 115H231V114H229ZM234 115V114H233ZM259 115H260V113H259ZM263 115V114H262ZM13 116V115H12ZM15 116H16V114H15ZM19 116L17 117L18 119H19ZM29 116V117H28ZM102 116H103V118H104V124L106 125L107 124V129H104V131L103 132H101L103 129H101V131H99V132H96V133H94V131H93V129H95V128H98L99 126H100V124L99 125H97L96 126V123H97V120H100L101 118H102ZM165 116V115H164ZM164 116L162 117V119H164L165 120V118H164ZM199 116V115H198ZM208 116V115H207ZM226 116V115H225ZM232 116V115H231ZM235 116V115H234ZM234 116H232V117H234ZM264 116V115H263ZM15 117V118H16ZM35 117H37V119L35 118ZM54 117H55V119H54ZM100 117V118H99ZM206 117V116H205ZM215 117V116H214ZM213 117V118H214ZM221 117V116H220ZM226 117H230V116H226ZM246 118V117H249L248 119H249V125L247 124V122H246V120L245 119H243V118ZM28 118V119H27ZM73 118H75V119H73ZM102 118V119H103ZM193 118V117H192ZM212 118V119H213ZM101 119V121H103ZM143 119V120H142ZM190 119V118H189ZM198 119H200L199 117H198ZM197 119V120H198ZM208 120H209V118H207ZM211 119V118H210ZM211 119V120H212ZM225 119V118H224ZM231 119V118H230ZM234 119H235V117H234ZM242 119V120H241ZM247 119V120H248ZM143 121V122H146V123H143L144 124V127H142V128H140L138 131H136V128H133L135 131H126L125 130V127H131L132 128V124H133V127H136V126H138L139 127V125L137 124L139 121ZM161 120V119H160ZM181 120V119H180ZM217 120H219V118L217 119ZM217 120H215V122L217 121ZM244 120H245V124L246 125H248V126H250L249 128H247L248 126H243V125H245L243 122H244ZM251 120V121H250ZM52 121V122H51ZM55 121H56V123H55ZM159 121V120H158ZM170 121V122H169ZM207 121V120H206ZM243 121V122H242ZM263 121H264V117H263ZM214 122V123H215ZM234 122V123H235ZM251 122V123H250ZM14 124H16L15 122H13ZM43 123V124H42ZM99 123V122H98ZM101 123V122H100ZM142 122H140V124H141ZM191 123H192V121H191ZM239 123V122H238ZM243 123V124H242ZM30 124V125H29ZM35 124V123H34ZM45 124V125H44ZM81 125V127H80V125ZM102 124V123H101ZM127 124V125H126ZM135 124H137L136 126H135ZM149 124V123H148ZM153 124V123H152ZM151 124V125H152ZM189 124H190V122H189ZM189 124H188V126H189ZM193 124V123H192ZM203 124V123H202ZM211 123L209 122V124L208 125H210ZM218 124H219V121H218ZM264 124V123H263ZM96 126V127H94L93 128V126ZM186 125V124H185ZM195 125H196V123H195ZM200 125V124H199ZM206 125V124H205ZM12 127L14 126L13 124L11 125ZM44 126V127H43ZM46 126V127H45ZM78 128V127H80L81 128V130H80V128H78V129H75L76 127ZM82 126L84 127H86V129H84V130H82ZM141 126H142V124H141ZM181 126V125H180ZM207 126V125H206ZM205 126V127H206ZM213 126V125H212ZM231 126V127H230ZM263 126V127H262ZM30 127H31V129H30ZM100 127H102V126H100ZM127 127V128H128ZM166 127V128H165ZM175 127V126H174ZM26 128V129H25ZM131 128H129L128 130H132ZM145 128H147V129H145ZM197 128H199V127H197ZM213 128H214V126H213ZM18 129V130H19ZM22 129H23V131H22ZM25 129V130H24ZM164 129V130H163ZM168 129V130H167ZM209 129V130H210ZM238 129V130H237ZM57 130H64L65 132H64V137H61V135H56V137L58 136V137H60V138H58L59 140H57V138L55 137V134H54V132L55 131H57ZM79 130V131H78ZM157 130V131H156ZM159 130H163L162 132L161 131H159ZM236 130H237V132H236ZM246 130H247V132H246ZM249 130H253V131H249ZM7 130H5V132H6ZM12 131V130H11ZM16 131V130H15ZM14 131V132H15ZM72 131V132H71ZM74 131V132H73ZM204 131V130H203ZM243 131V132H242ZM258 132L257 134H258V136L256 135V133L255 132ZM2 132H3V129H2ZM13 132V131H12ZM11 132V133H12ZM17 132V131H16ZM20 132V131H19ZM66 132H67V134H66ZM239 132V133H238ZM254 132V133H253ZM6 133H8V131L6 132ZM6 133L4 134L5 135V137H6ZM229 133V135H227ZM13 134V133H12ZM17 134V133H16ZM218 134H220V135H218ZM233 134V135H232ZM251 134V135H252ZM23 135V134H22ZM212 135H214V136H212ZM9 137H10V135H8ZM7 136V137H8ZM15 135H13V137H14ZM17 136H19V135H17ZM223 136V135H222ZM220 137V138H223V137ZM260 136V137H261ZM264 136V135H263ZM263 136H262V138H263ZM4 137V136H3ZM217 137V138H218ZM259 137V139H261ZM15 138V137H14ZM62 138V139H61ZM256 138V141H259L258 139ZM231 140H232V138H230ZM234 139V138H233ZM254 139V138H253ZM14 140V139H13ZM24 139H22V140H18V138H15V142L17 141V144H19L20 142H21V149H22V151H23V145L24 146H26V141H24V142H22ZM226 140V139H225ZM236 140V139H235ZM243 140H246V139H243ZM249 140V139H248ZM10 141V140H9ZM13 141V142H14ZM19 141V142H18ZM261 141V140H260ZM259 141V142H260ZM264 141V138H263V140H262V142ZM227 142V141H226ZM241 142V141H240ZM258 142V143H259ZM11 143V142H10ZM29 143V142H28ZM228 143V142H227ZM226 143V144H227ZM230 143V142H229ZM250 143V142H249ZM264 143V142H263ZM13 144H15V146H16V143H13ZM39 144V143H38ZM156 144V145H155ZM219 144V145H218ZM237 144V143H236ZM252 144V143H251ZM257 144V143H256ZM262 144V143H261ZM28 145V144H27ZM109 146V148L111 147V146H113V151H115L116 150V152H115V155H113V154H111V152L109 153L108 151H107V155H109V154H111V157L113 158V159H111L110 161H108L109 162V164L107 163L106 165L103 163V161L104 160H102V159H104L103 157H102V159H101V154H99V152H98V154L99 155H97V153H95L94 152V150L96 149V147H98V146ZM150 146V148L148 147V146ZM228 145V144H227ZM232 145V144H231ZM249 145V144H248ZM29 146V145H28ZM115 146H117V147H119V150L118 149H116L117 147H115ZM147 146V147H146ZM155 146V147H154ZM236 146V145H235ZM31 147V146H30ZM106 147H104V149L105 150H107L106 149ZM115 147V148H114ZM239 147V146H238ZM108 148V147H107ZM145 148H147V149H149L148 151L145 149ZM229 148V147H228ZM230 148H231V146H230ZM233 149L235 148V147H232ZM237 148V147H236ZM45 149H46V151L48 152H46L45 151ZM115 149V150H114ZM232 149V150H233ZM98 150V149H97ZM117 150H118V152H117ZM235 150V149H234ZM233 150V151H234ZM237 150H238V148H237ZM21 151V152H22ZM25 151V150H24ZM27 151V150H26ZM44 151V152H43ZM103 151V150H102ZM143 151H144V153H143ZM147 151V152H146ZM242 151H244V150H242ZM260 151H261V149H260ZM2 154H5V155H7L9 152H8V150L6 149L5 151H3V150H1L0 151ZM20 152V154L21 155H23L22 153ZM32 152V153H33ZM141 152H142V154H141ZM263 152H264V149H263ZM28 153H29V151H28ZM46 153V154H45ZM102 153V152H101ZM105 155H106V153L105 152H103ZM117 153V154H116ZM48 154H49V158L47 159L48 161L46 162V164H45V159H46V157H44V159H43V156H48ZM238 154V153H237ZM51 155V156H50ZM258 155V154H257ZM262 155V154H261ZM260 155V156H261ZM264 155V154H263ZM1 157H0V165H2L4 162L5 163H7L8 161H6V158L4 157V156H2V155H0ZM9 156V155H8ZM25 156H27V155H25ZM115 156V157H114ZM259 156V155H258ZM257 156V157H258ZM28 157V156H27ZM34 157H35V159H34ZM106 157H109V156H106ZM117 157L119 158V159H121L120 160V162H122V160H123V163L125 162V164H127V166H125L126 167V169H125V171L124 172H122V171H120V170H118L117 169V163L118 164H120L119 163V160L117 161V163H116V160H117ZM234 158V159H232V158ZM255 157H256V155H255ZM41 158V159H40ZM56 158V159H55ZM57 158H59V159H57ZM107 159V158H106ZM108 159H110V158H108ZM219 159L223 162V161H225V163L224 164H221V165H217V163H220V161H219ZM238 159V158H237ZM239 159H240V157H239ZM5 160V161H4ZM55 160H57L56 162H58L59 161V163H61V165L59 164V163H57V164H55L56 162H54ZM229 160H231V162H228ZM240 160H244V158H241ZM36 161H38V164L39 163H41L42 161V164L44 165H42V164H40V165H37V163H36ZM40 161V162H39ZM219 161V162H218ZM233 161V162H232ZM238 161V160H237ZM237 161H236V163H237ZM221 162V163H222ZM239 163L241 162V161H238ZM245 162V161H244ZM30 163V164H31ZM116 163V164H115ZM123 163H121V164H123ZM242 163V162H241ZM58 164H59V166H58ZM36 165V166H35ZM102 165H103V167H102ZM105 165V166H104ZM242 165V164H241ZM245 165H248V164H246L245 163ZM61 166H62V168H61ZM121 166H124V164L123 165H120V167L119 168H121ZM142 166H148V170H146V172L144 173V175H141V176H139V172L142 170H140V168L142 167ZM211 166H213V167H211ZM233 166V167H232ZM249 166V165H248ZM57 167H59V168H57ZM124 167V168H125ZM145 167V168H146ZM211 167V168H210ZM150 168V169H149ZM245 168H247V167H245ZM245 168H243V169H245ZM123 169V168H122ZM212 169H216V171H217V177L216 178H218L217 180H218V182H219V187L218 188H221V189H224V190H226V189H228L229 188V190L228 191H231L232 192V194H231V192H230V196L228 197V198H225V199H221L220 198V200L219 199H215L216 197H218V196H214L215 194H213L212 193V191L213 190H210L209 189V186H207L206 185V177H207V172L208 171H210V172H212ZM235 169H236V166H235ZM249 169V168H248ZM213 170V171H214ZM144 171V170H143ZM148 171V172H147ZM247 171V170H246ZM248 171H250V170H248ZM213 173V172H212ZM215 173V172H214ZM262 175H264V170L262 171ZM106 175V176H108V177H113V178H118V179H120V183H117L116 185H110V188L108 189V192L110 193V191H111V194H110V196L108 197V199H109V202L111 203L110 205H109V203H107V202H104L103 200V204L105 205V206H108V208H106L105 206H99L100 208H98V209H96L97 207H96V205L95 206H92V207H96L95 209H91V208H87V206H91L92 204H93V202L92 201H90V199L91 200H93V199H95L96 197L95 196H97L98 194H102V192H104V195L105 194H109V193H107L105 190H106V186H104V187H102V188H99L100 187V185H96L95 183H96V181L98 180V176H100V175ZM258 174V173H257ZM105 175L104 176H102L103 178L105 177ZM213 175V174H212ZM259 175H261V173L259 174ZM261 175V176H262ZM80 177V178H78V180L79 179H81V178H83L84 179V182H83V185H84V187L82 188V190H81V192L80 193H78L77 195H75L74 196V198H69V200L71 201L70 202V204H69V207H66L67 206V203L65 204L64 202H69L68 201V199L65 197V198H63L64 196H68V195H65L64 193L66 192L67 193V188L68 187H70V186H68L69 184H71V188H68V192H70L71 190L72 191H74L73 189H72V183H69L70 181H73L72 179L75 177V178H77V177ZM0 177H1V174H0ZM101 177V178H102ZM209 177V176H208ZM207 177V178H208ZM213 177V176H212ZM260 177V176H259ZM262 177H264V176H262ZM141 178V179H140ZM36 179V180H35ZM97 179V180H96ZM246 179V180H245ZM258 179V178H257ZM32 180V181H31ZM96 180V181H95ZM208 180V179H207ZM260 180H261V178H260ZM94 181H95V183H94ZM99 181H100V179H99ZM101 181H103V179H101ZM214 181V180H213ZM250 181V180H249ZM252 181H253V179H252ZM31 182V183H30ZM33 182H42L41 184H42V186L45 188V190H42V195H40L39 197H37L36 199L34 198L35 197V195H34V197H33V195H32V188H31V184L33 183ZM78 182V181H77ZM77 182H75L76 184H77ZM109 182V181H108ZM117 182V181H116ZM245 182V183H244ZM251 182V181H250ZM262 182V181H261ZM69 183V184H68ZM101 182H99L98 184H100ZM103 183V182H102ZM210 183V182H209ZM252 183V182H251ZM33 185V184H32ZM64 185H66V186H64ZM248 185H249V183H248ZM61 186H63V188L61 187ZM75 186H77V185H73V187H74V189L76 188ZM218 186V185H217ZM250 186V185H249ZM21 187V188H20ZM64 187H65V189H64ZM67 187V188H66ZM246 187V186H245ZM44 188H42V189H44ZM213 188V187H212ZM226 188V189H225ZM65 191H64V190ZM105 189V190H104ZM245 189V188H244ZM110 190V191H109ZM62 191V192H61ZM76 191V190H75ZM74 191V192H75ZM227 191V190H226ZM227 191V192H228ZM251 191V190H250ZM77 192H78V190H77ZM106 192V193H105ZM247 192V191H246ZM215 193V192H214ZM33 194H34V192H33ZM36 194V193H35ZM41 194V193H40ZM67 194H69V193H67ZM212 194V195H211ZM219 194V193H218ZM218 194H216V195H218ZM71 196H72V193L70 194ZM140 195V196H139ZM228 195V194H227ZM33 198H32V197ZM247 196V197H246ZM68 197H70V196H68ZM98 198H100V196H97ZM93 198V199H92ZM97 198V199H98ZM129 198V199H128ZM136 198V199H135ZM214 200H213V199ZM65 199H67V201L65 200ZM103 199V198H102ZM128 199V200H127ZM65 200V201H64ZM139 200L137 201V203L139 202ZM92 202V204L90 203V202ZM102 201H101V199L98 201H96V202H98L99 203V205H100V203H102ZM53 202L55 203V204H53ZM87 202H89L90 203V205H89V203H87ZM50 203H52L53 205H51ZM64 205H63V204ZM79 203H83L84 204V208L86 209V211L85 210H83V211H85V212H83L82 211V214L83 215H85V216H83L82 215V217H77V216H74L75 215V212H76V205H78ZM85 203H86V205H85ZM173 203H175L174 205H173ZM179 203V204H178ZM259 203H261V204H259ZM51 206H50V205ZM97 204V203H96ZM129 204H130V202H129ZM129 204H127V205H129ZM167 204H170V205H167ZM177 204V205H176ZM55 205V206H54ZM66 205V206H65ZM94 205V204H93ZM98 205V204H97ZM115 205L116 206H118L117 207V209H119V206H120V208L122 209H120V210H117L116 208H115ZM137 205V204H136ZM142 205V204H141ZM163 205H167L166 207H164ZM47 206H49V207H47ZM53 206V207H52ZM83 206V205H82ZM111 206H113V207H111ZM179 206V207H180ZM55 207V208H54ZM72 207L73 208H75V209H72ZM79 207H80V205H79ZM50 208V209H49ZM52 208V209H51ZM106 208V209H109V210H111V211H109V210H104V209ZM114 208L116 209V211L113 213L112 212V210H114ZM130 208V209H129ZM147 208H148V210H147ZM165 208V209H164ZM77 209H78V206H77ZM89 209H91V210H89ZM100 209V210H99ZM101 209H102V211H104V213L105 214H108V212L109 213H113L114 215H112V214H109V215H112V218L109 220V222H110V225H111V227H110V232L109 231H103V226L102 225H104V224H102V225H100L99 223L101 222L102 223V221L104 220V219H107L109 216H107V215H105L104 217V219L102 218L103 216H101V219L98 217V214L100 213V211H101ZM152 209H155V210H157V211H155V210H152ZM161 209V210H160ZM164 209V215L162 216L160 213L162 212V210ZM73 210V211H72ZM89 212H88V211ZM95 210H98L97 212H94ZM133 211H134V209H132ZM160 210V211H159ZM176 210L178 211V209L176 208ZM193 210H199L201 213L203 212L204 213V215H205V217H203L201 220H200V222L198 223V224H191V221H190V218L191 217H188V215H189V213L190 214H192L191 212H193ZM75 211V212H74ZM101 211V212H102ZM108 211V212H107ZM196 211V212H197ZM252 211V212H251ZM87 212V213H86ZM131 212V211H130ZM135 212V211H134ZM174 212H173V215H174ZM181 212H179V213H181ZM133 213V212H132ZM158 213V214H157ZM163 213V212H162ZM29 214V215H28ZM74 214V215H73ZM87 214V215H86ZM92 214V215H91ZM102 215H103V213H101ZM155 214H157V215H155ZM175 214V215H176ZM188 214V215H187ZM207 214V215H206ZM26 216H28V217H32L30 220H27V218H25ZM48 216H50V219H48L49 221H45V219L48 217ZM128 216V215H127ZM192 216V215H191ZM45 219H44V218ZM107 217V218H106ZM175 217V216H174ZM189 218V219H186V218ZM43 218V219H42ZM141 218V217H140ZM147 218V219H146ZM166 218V217H165ZM177 218H175V219H177ZM181 218L183 219V220H181ZM40 219H42L43 221H45V223H46V227H43V226H45V223L43 222V221H41ZM177 219V220H178ZM122 220H124V222H126V223H128L129 225H130V227H129V225L128 224H125L123 227H119L118 228V226H122V225H119V224H123L124 222L122 221ZM127 220H129L128 218H127ZM140 220H143V222H144V219H140ZM154 220H156V217L154 218ZM154 220H153V222H154ZM181 220V221H180ZM188 220H189V222L190 223H188ZM191 220H193V218L191 219ZM28 221H31V223L30 222H28ZM41 221V222H40ZM105 221V220H104ZM103 221V222H104ZM152 221V220H151ZM185 221V222H184ZM194 221V220H193ZM198 221V220H197ZM42 222L44 223V225L42 224ZM105 222H108L107 220L105 221ZM121 222V223H120ZM153 222H151L150 224H154L153 226H155V223H153ZM171 222V221H170ZM137 223H139V225H137ZM157 223H156V225H157ZM168 223V222H167ZM183 223H184V227H183ZM188 224L186 227H185V224ZM3 224V225H2ZM42 224V225H41ZM177 224V223H176ZM92 225V226H91ZM200 225H201V228H198V227H200ZM144 227L145 228V230H148L147 232V234L146 233H143L145 230H143L142 228H139V227ZM152 226V227H153ZM194 228H193V227ZM195 226H197V227H195ZM90 227H92V228H90ZM125 227H126V235H128V236H126V235H124L125 233H122L121 232V229H125ZM127 227H128V229H127ZM156 227H158L157 229H159V226L157 225ZM156 227H154V228H156ZM190 227V228H189ZM1 228V229H2ZM73 228L78 232V234H76V236H75V234H74V237H77V239H79V235H80V240L79 241H75L74 239V237L72 236V235H70V234H73V232L71 231V233H70V229H72L73 230ZM85 228H89L88 230H91L90 232V234L89 233H87L88 231H86V229ZM114 228V230H115V228H116V230L114 231H112V229ZM130 228V229H129ZM139 228V229H138ZM161 228H162V226H161ZM191 228H193V230L191 229ZM96 229V230H95ZM141 229V230H140ZM190 229V230H189ZM4 230H2L1 232L3 233V231ZM15 230V229H14ZM85 230V231H84ZM187 230H189L188 232H186ZM4 231V232H5ZM69 231V232H68ZM141 231V232H140ZM143 231V232H142ZM170 231V230H169ZM68 232V233H67ZM86 232V233H85ZM108 232V233H107ZM113 234H112V233ZM129 232V233H130ZM140 232V233H139ZM146 232V231H145ZM154 233H155V231H153ZM213 232L215 233V234H213ZM105 233H107V234H105ZM111 233V234H110ZM151 233V232H150ZM157 233V232H156ZM156 233H155V237L157 238V236H156ZM18 234H19V232H18ZM17 233H16V235H18ZM63 234H67V235H63ZM110 234V235H109ZM144 236H143V235ZM2 234L0 233V236H1ZM47 235V236H46ZM69 235H70V237H72V238H70L69 237ZM139 235V236H138ZM154 235V234H153ZM152 235V236H153ZM3 237V240L2 241H6V240H4V239H6L7 237H4V236H6V235H4V233H3V235H2ZM10 236H13L12 234H10ZM126 237V238H124V240H121L123 237ZM160 236V235H159ZM162 236V235H161ZM171 236V235H170ZM169 236V237H170ZM13 237H15V236H13ZM81 237H82V240H81ZM134 237L133 238H131V239H133V240H135L134 239ZM1 238V237H0ZM9 238V237H8ZM146 238V237H145ZM153 238V237H152ZM159 238V237H158ZM158 238H157V240H158ZM184 238H186V239H184ZM17 239V240H16ZM69 239H72L73 241H71V240H69ZM130 239V240H131ZM150 239V238H149ZM161 239H162V237H161ZM160 239V240H161ZM256 239H259L258 241L260 242L256 247H254L253 248V246H251V243H250V241H252V240H256ZM121 240V241H120ZM159 240V241H160ZM174 240V239H173ZM187 242H186V241ZM16 241V242H15ZM127 241H128V239H127ZM132 241V240H131ZM131 241H129V244H130V242ZM142 241V240H141ZM141 241H137L138 243L140 242V244H141ZM163 241V240H162ZM126 242V241H125ZM135 242H136V240H135ZM146 242V241H145ZM7 243V242H6ZM18 243H19V245H18ZM124 243V242H123ZM127 243V242H126ZM133 243V242H132ZM172 243V242H171ZM213 243H215V244H213ZM2 244V243H1ZM11 244H12V246H11ZM16 244V245H15ZM22 244V245H21ZM118 244H120V243H118ZM128 244V243H127ZM127 244H125L124 243V245H127ZM142 244H143V242H142ZM144 244H146V243H144ZM173 244H175V243H173ZM14 245V246H13ZM18 245V246H17ZM32 245V246H31ZM131 245V244H130ZM139 245V244H138ZM234 245V246H233ZM113 247H114V244L112 245ZM119 246V245H118ZM122 246H123V244H122ZM142 245H140L139 247H141ZM188 248H187V247ZM234 248H233V247ZM0 247V248H1ZM117 247V246H116ZM116 247H114L115 249H117ZM124 247V246H123ZM122 247V248H123ZM126 247V246H125ZM132 247V246H131ZM178 247H180V248H178ZM183 249H182V248ZM1 248V249H2ZM112 248V247H111ZM110 248V250L108 251L109 252V254L107 255V256H105V257H108L107 259L105 258V259H103L102 258V256L100 257L101 259H99V257H98V259H99V263L97 262V263H95V264H100L102 261H104L105 262V264L106 263H108V262H106L107 260H109V261H111V263L112 264H122V262L121 261H124V260H122L125 256V254L124 253H122V250H124V249H120L121 248V246H120V248H119V250H115L114 248L113 249H111ZM137 248V247H136ZM185 248H187V249H185ZM89 249V250H88ZM128 249V248H127ZM160 249V248H159ZM185 249V250H184ZM252 249H256V250H252ZM9 250V249H8ZM11 250V249H10ZM11 250V251H12ZM121 250V251H120ZM126 250V249H125ZM137 250H139V249H137ZM183 250V251H182ZM187 250V251H186ZM4 251H6V250H4ZM3 251V252H4ZM131 251H132V248H131ZM130 251V248H129V250H127V252L129 253L130 252V254L132 253ZM149 251H151V250H149ZM107 252V253H108ZM161 252V251H160ZM172 252H173V250H172ZM171 251L169 252L170 254L172 253ZM175 252L173 253V254H175ZM177 253V252H176ZM233 253H236V254H233ZM2 254V255H1ZM122 254H124V255H122ZM127 254V253H126ZM130 254H128L129 255V257H127V258H129V261H130ZM134 254L135 253H133V256H134ZM155 254V253H154ZM184 254V253H183ZM3 255H5V256H7V258L6 259H4L5 257L3 256ZM83 255H85V254H83ZM105 255V254H104ZM10 256H14L13 258L11 257V261L9 260L10 259ZM86 256V258L88 257L90 260H93V258H90L88 255H85ZM123 256V257H122ZM132 256V257H133ZM160 256V255H159ZM168 256V255H167ZM170 256H172V255H170ZM178 256H180V255H178ZM92 257V256H91ZM96 257V256H95ZM94 257V259H96ZM139 257V256H138ZM172 257H174V255L172 256ZM196 257V258H195ZM201 257V258H200ZM9 258V259H8ZM85 258V257H84ZM194 258V259H193ZM8 259V260H7ZM88 259V260H89ZM134 259V258H133ZM139 259V258H138ZM168 259V258H167ZM180 259V258H179ZM232 259V260H231ZM4 260H5V262H4ZM34 260H37V261H34ZM84 260V259H83ZM87 259L85 260L86 262L88 261ZM89 260V261H90ZM101 260V261H100ZM228 260V261H227ZM80 261H82V262H80ZM98 261V260H97ZM127 261H128V259H127ZM158 261V260H157ZM174 261V260H173ZM176 261V260H175ZM189 261V260H188ZM193 261V262H192ZM204 261V260H203ZM262 261H263V257H262ZM261 261V262H262ZM132 262V261H131ZM172 262V261H171ZM179 262V261H178ZM195 262V263H194ZM129 263V262H128ZM203 263V262H202ZM87 264V263H86ZM93 264H94V262H93ZM175 264V263H174ZM188 264V263H187ZM206 264V263H205ZM208 264V263H207ZM264 264V263H263Z\"/></svg>","mask_w":264,"mask_h":264}]
</instances>
